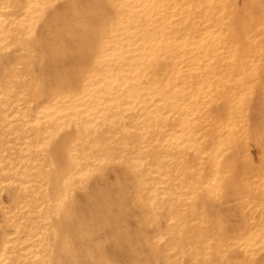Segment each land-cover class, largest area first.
I'll return each instance as SVG.
<instances>
[{"label": "rangeland", "instance_id": "obj_1", "mask_svg": "<svg viewBox=\"0 0 264 264\" xmlns=\"http://www.w3.org/2000/svg\"><path fill=\"white\" fill-rule=\"evenodd\" d=\"M28 2L27 4H26V2ZM61 1H64V2H62V4H61ZM70 0H60V3H59V0H0V20L1 21H3V22H1L0 21V46L2 47H0V55H1V59H0V64H1V66H0V80H2L1 82H0V85L2 86V87H5V88H1L0 89V100H1V102H0V109L1 108H3V109H5V110H3V109H1L0 111V124H2V125H0L1 127H0V164H3V165H5V166H3V165H1L0 166V168H2L1 170H0V187H1V189H0V206H2V207H0V235H1V231L3 232V231H6L7 233V236L5 237V233H2V235H3V237H1L0 236V244L2 245V248L0 249V258L3 256V255H6V257L5 258H3V260H2V258L0 259V264H1V262H2V264H5V263H7V264H27V263H31V264H36L37 262H36V260L38 261V263L37 264H49V263H51L52 264V261H53V263L54 264H65V262H68V264H104V262H106L105 264H111V262H112V264H113V262L116 264L118 261V263L117 264H120L121 262L123 263V262H125V263H123V264H141L142 262V264H145V263H147V264H153L154 262H155V260L157 261L156 263L157 264H159V263H161V264H187V263H191V264H193V262H194V264H199L200 262L202 263V264H204L205 263V261H207L206 263L207 264H218V263H220L221 262V264H222V262H223V264L225 263V264H235L236 262H237V264H243V262H244V264H253V263H255V264H261V263H263L264 264V219H263V216L262 215H264V183H262V182H264V166H262V164L264 165V162H262V160L264 161V157L263 156H260V155H262V154H264V122H262V121H264V94H262V92L264 93V88H262L263 90L261 91V89H260V85H262L261 87H264V84H259V82L258 81H260V83H261V81H262V83H264V77H262V74L264 75V64L263 65H261V63H263L264 62V55H263V57H261V61L259 62L258 60L260 59V58H257L256 59V57H254V56H247V59L249 58V61L251 62H249V61H246V60H244L245 59V57L246 56H244V58L243 59H240V56H243V55H241V53H237L235 56L238 58V59H236V58H233V57H235V56H232L230 59L231 60H233L234 62H235V64H234V62H232V61H230V62H232V64H230L229 66H230V68L229 69H227V66H226V62L225 61H227V59L225 60L224 58H225V56H214V54H212V53H208L207 55H205L204 53L203 54H199V55H197L196 56V60H199V61H201V62H206L207 64L209 63V65L210 66H208L209 67V69L208 70H211V69H214V70H216L217 71V74H220V71H221V69L220 68H224L225 66V68L223 69L224 71L222 72V74H224V72H225V74L229 71V72H237V73H241V72H243V71H245V74H243L239 79H235V78H233L232 79V84H231V86H239V85H242V86H244L245 85V82L244 81H247V79H250L249 81L251 82V83H248V84H250V89L249 90H247V94L246 95H244V100H243V102H242V104L240 105V106H242V109H239V113H238V116L239 117H232L231 119H228V120H226V109H225V106L223 105V103L222 102H224V101H222V99H224L223 97H224V95L228 92V91H230V89H229V87L228 86H226V87H224V88H220L219 90H218V92H216L215 93V95L213 96V99H212V101H210V100H207V101H205L206 100V98L204 99L203 97H200V96H198L197 97V99L195 100V102L194 101H192V102H189V105L188 106H186V109H185V113H184V115H182L183 117H181V116H178L177 117V115H175V110L178 108V106H176V102H177V98H178V96L179 95H177V94H175V93H173L172 92V88L171 87H169V86H165L164 84H162V83H148L149 82V80L151 79V75H158V74H160L161 72L164 74V72H165V69H164V67H165V65H163L164 64V62H159L160 64H161V66L159 65V64H156V66H155V68H151V66L149 67V69L147 70V72H145L146 74L147 73H149V79H148V81L146 82H144V83H141V84H139L137 87H133V86H131V85H129V86H127L126 88H124V89H121V91L119 90L120 88H118V87H116V86H113V85H108V84H103V85H100V86H98V85H94V86H89V85H87V86H83L80 82H78V81H80V79H82L86 74H90V73H92V72H97L98 71V67L100 66V63H96V64H91V62H90V60L93 58V56H94V53H93V51H92V49H94V47H93V43H94V41L96 40L95 39V37L97 38V36L95 35V32L97 31V29H98V25H99V22L101 21V20H103L104 19V17H112V15H113V9H112V7L110 6V5H108V2L105 0H82V2H81V0H72L71 2H69ZM75 1V2H74ZM66 2V3H65ZM89 2V3H88ZM94 2V3H93ZM99 2V3H98ZM22 3V4H21ZM56 3V4H55ZM26 4V6H23V5H25ZM57 4H61L59 7L57 6ZM66 4H67V6H66ZM69 4H74V5H69ZM77 4V5H76ZM78 4H80V5H78ZM90 4V5H89ZM2 5V6H1ZM17 5V6H16ZM20 5H22V6H20ZM33 5V6H32ZM38 5H39V7H38ZM49 6V8H48V6ZM57 7H56V6ZM85 5H86V7H85ZM47 6V7H46ZM64 6V7H63ZM79 6V7H78ZM82 6H84V7H82ZM94 6V7H93ZM22 9H21V8ZM25 7V8H24ZM35 7V8H34ZM62 7V8H61ZM70 9H69V8ZM25 9V12L23 11L24 9ZM48 8V9H47ZM14 9H15V11L16 12H14ZM20 9V10H19ZM29 9V10H28ZM54 11H53V10ZM60 9V10H59ZM67 9V10H66ZM73 9V10H72ZM10 11V12H8V11ZM18 10V11H17ZM44 10H45V12H44ZM70 10H71V13H70ZM86 10V11H85ZM52 11V12H51ZM81 11V12H80ZM13 12V14H11ZM18 12H20V13H18ZM23 12V13H22ZM56 12V13H55ZM59 12V13H58ZM78 12H80L79 14H78ZM87 12V13H86ZM47 13H48V16H47ZM53 13H55L56 14V16L58 15V14H60L61 15V17H60V15H58V17H55V14H53ZM70 13V14H69ZM75 13V14H74ZM90 13V14H89ZM29 14V15H28ZM40 16H39V15ZM49 14H52L53 16H49ZM67 15V16H66ZM106 15V16H105ZM45 16H47V17H45ZM69 16V17H68ZM75 16V17H74ZM11 17H12V19H11ZM53 17V18H52ZM80 17V18H79ZM101 17V18H100ZM109 17V18H110ZM42 18V19H41ZM55 18H56V20L58 19H60L61 21H63V23H61V24H59L60 22L59 21H54L55 20ZM40 19V20H39ZM45 19V20H44ZM48 19H50V20H48ZM75 19V20H74ZM101 19V20H100ZM43 22H42V21ZM52 20V21H51ZM65 20V21H64ZM67 20V21H66ZM83 20V21H82ZM100 20V21H99ZM20 21V22H19ZM35 21V22H34ZM48 23H47V22ZM51 21V22H50ZM54 21V22H53ZM8 22V23H7ZM44 22L45 23H47V24H44ZM50 22V23H49ZM55 22H57L56 24H57V26H55L56 24H55ZM7 23V24H6ZM18 23V24H17ZM26 23V24H25ZM32 23H34V26H33V24ZM39 23H41L40 25H39ZM71 23H72V25H71ZM32 24V27L30 26ZM53 24H55V25H53ZM64 24V25H63ZM67 24V25H66ZM8 25V26H7ZM24 25H25V27H26V31H25V27H24ZM27 25H29V26H27ZM38 25V26H37ZM47 25V26H46ZM65 25H66V27H65ZM40 26V27H39ZM47 28H46V27ZM52 27L51 29H50V27ZM53 26H55V27H53ZM61 26V27H60ZM24 27V28H23ZM27 27H29L28 29H27ZM36 27H39V28H36ZM69 27V28H68ZM76 27V28H75ZM33 28V29H32ZM60 29L59 30V32H58V35L56 34L57 33V29ZM65 28V29H64ZM66 28H67V30H66ZM81 28V29H80ZM30 29H31V31H30ZM37 29H38V31H37ZM55 29L57 30L56 32H54L55 31ZM73 29V30H72ZM42 30V31H41ZM45 30H47V32L45 31ZM53 30V32H52V34H51V31ZM66 30V31H65ZM81 30H83V31H81ZM90 30L92 31V32H90ZM25 31V32H24ZM34 31V32H33ZM60 31H61V33H63V32H65L64 34H61L60 33ZM72 31H74V32H72ZM93 31H95V32H93ZM36 32V33H35ZM49 32H50V35H57V36H52V37H54V38H52L51 39V37H50V35H48L49 34ZM69 32H71L70 34H69ZM86 32V33H85ZM16 33L18 34V36H16ZM27 33V37H25L24 35ZM46 33H48L47 34V36H45L46 35ZM60 33V34H59ZM68 33V36L66 37V34ZM81 33V34H80ZM15 34V35H14ZM34 34H36L35 35V39L36 40H34V38L32 39V40H34V41H32L31 40V38L29 39L28 38V36L29 37H31L30 35H34ZM73 34H75V35H73ZM84 34H86V36H82V35H84ZM12 35H14V37L12 36ZM64 35V36H63ZM72 35V36H71ZM17 38H16V37ZM47 37V39L45 38V37ZM60 36H62L61 38H59ZM74 36V37H73ZM19 37H21L20 38V40H19ZM23 37V38H22ZM38 37V38H37ZM48 37H50V39L48 38ZM61 40H59L58 38ZM79 37V38H78ZM229 37H232V39H234V41L235 42H237V43H245L244 41H245V39H244V41H243V36H229ZM18 39V40H16V39ZM43 40H41V39ZM44 38V39H43ZM68 38V39H67ZM76 38V39H75ZM84 38V39H83ZM91 38H92V40H91ZM3 39V40H2ZM29 39V40H28ZM39 41H38V40ZM56 39V40H55ZM65 39V40H64ZM70 39V40H69ZM83 39V40H82ZM232 39L230 40V38H228V39H223V40H221L222 41V43L223 44H225V43H230L231 41H232ZM11 40V41H10ZM23 40L25 41L24 43H23ZM27 40H28V42H29V44H28V42H27ZM45 40V41H44ZM48 40V41H47ZM51 40V41H50ZM55 40V41H54ZM67 40V41H66ZM77 40V41H76ZM88 40V41H87ZM16 41V42H15ZM19 41V42H18ZM42 41V42H41ZM57 41H60L59 43L57 42ZM81 41V42H80ZM8 42V43H7ZM11 42V43H10ZM20 42H22L21 44H20ZM38 42H40V44H38ZM48 44H47V43ZM51 42H53L54 44H55V47H53L54 46V44L53 43H51ZM56 42V43H55ZM62 42H63V44H62ZM66 42V43H65ZM73 42V44H71ZM16 43H18V44H20L19 46H18V44H16ZM41 43H42V45H41ZM51 43V44H50ZM58 43V44H57ZM84 43H85V45H84ZM14 44H16V45H14ZM61 44V45H60ZM65 44H67V45H65ZM23 45V46H22ZM28 45V46H27ZM41 45V46H40ZM49 45V46H48ZM58 45V46H57ZM76 45V46H75ZM92 45V46H91ZM7 46V47H6ZM13 46H15L16 48H14ZM45 46V47H44ZM74 46V47H73ZM6 47V48H5ZM40 47V48H39ZM41 47H44V48H41ZM53 47V49H52V51L53 52H56V51H58V49H60L59 47H62V50L60 51H58V54H60V55H58V54H56V53H53L52 51H50V49ZM93 47V48H92ZM10 48H11V50H10ZM20 48V49H19ZM21 48H24V49H22L21 50ZM46 48V49H45ZM74 48V49H73ZM25 49H27V50H25ZM65 49V50H64ZM3 50H5V51H3ZM8 51V53H7V51ZM34 50V52H32ZM74 50V51H73ZM1 51H3V53H1ZM64 51V52H63ZM69 51V52H68ZM72 51V52H71ZM31 52V53H30ZM37 52V53H36ZM59 52H62V53H64V54H62V53H59ZM77 52V53H76ZM12 53V54H11ZM34 53V54H33ZM67 53V54H66ZM70 53H71V55H70ZM5 54H7V55H5ZM30 54V55H29ZM61 54L62 55H64L65 57L64 58H66V57H68L69 55L71 56H69V58H66V59H64L62 56H61ZM74 54H75V57H74ZM238 54H240V56L238 55ZM20 55V56H19ZM34 55V56H33ZM49 55V56H48ZM53 55H55V57H52ZM58 57H57V56ZM68 55V56H67ZM93 55V56H92ZM201 55H203V56H201ZM3 56H5V57H3ZM22 56V57H21ZM25 56H27V57H25ZM76 56H78V57H76ZM85 56V57H84ZM92 56V57H91ZM25 57V58H24ZM34 57H36V58H34ZM45 57V58H44ZM52 57V58H51ZM62 57L63 59H60V58ZM210 57H211V59H210ZM42 58V59H41ZM47 58H49V59H47ZM58 60L59 59V61H57L56 62V59ZM205 58H207V59H205ZM220 58H222V59H220ZM227 58V57H226ZM251 58V59H250ZM22 59V61L20 62V60ZM24 59V60H23ZM25 59H27V62H26V60ZM52 59H54L55 61H53V62H48V61H52ZM73 60V62L71 61V60ZM81 59V60H80ZM236 59V60H235ZM19 60V61H18ZM34 60V61H33ZM61 60V61H60ZM64 60L65 61H67V62H65L66 64H65V66H66V68H65V71H67V72H65L64 70H62V64H64ZM68 60H69V63H68ZM80 60V61H79ZM191 60H192V58H191ZM242 62H241V61ZM243 60H244V62H243ZM252 60L254 61V62H252ZM18 61V62H17ZM63 61V62H62ZM84 61H85V63H84ZM214 61V62H213ZM241 62V63H237L236 64V62ZM17 62V63H16ZM24 62H26L25 64H22V63H24ZM59 62H60V64H59ZM167 62V61H166ZM166 62H165V64H166ZM247 62H249L250 63V66L249 65H247V64H249V63H247ZM16 63V64H15ZM34 63V64H33ZM54 64V66H56L57 67V71L58 72H56V70H55V68H54V66H53V64ZM247 63V64H246ZM49 64V65H48ZM52 64V65H51ZM56 64H58V65H56ZM68 64V65H67ZM71 64H73V65H71ZM90 64H91V66H90ZM241 64V65H240ZM252 64V65H251ZM26 65V66H25ZM28 65V66H27ZM34 65V66H33ZM42 65V66H41ZM167 65H169V63H167L166 64V66ZM224 65V66H223ZM240 67H239V66ZM248 67H247V66ZM17 66V67H16ZM22 66V67H21ZM24 66H25V68H24ZM33 67V69H34V71H33V69L31 70V71H29V69H31L32 67ZM49 66V71H47L46 70V68ZM51 66H53V67H51ZM61 66V67H60ZM64 65H63V69H64V67H65ZM90 66V67H89ZM164 66V67H163ZM15 67H16V69H15ZM29 67H31V68H29ZM83 67V68H82ZM84 67L85 68H87V69H84ZM89 67V68H88ZM160 67V68H159ZM161 67H163L162 69H163V71L161 70ZM240 69H239V68ZM246 67H247V69H246ZM6 68V69H5ZM15 69V70H12V69ZM52 68H54L53 69V71H51V69ZM72 68H73V70H72ZM158 68L160 69V70H158ZM165 68H168V67H165ZM10 69V70H9ZM21 70V71H18V70ZM23 69V70H22ZM24 69H27V70H24ZM42 69V70H41ZM59 69H61L62 71H60L61 73H59ZM156 69V70H155ZM235 69H237V71L235 70ZM71 70V71H70ZM82 70H84V71H82ZM199 72H201V71H204L203 69H202V67H200L199 68ZM239 70H243V71H239ZM23 71V72H22ZM47 71V72H46ZM51 71V72H50ZM79 71V72H78ZM81 71V72H80ZM10 72H11V74H10ZM16 72V73H15ZM22 74H21V73ZM35 72V73H34ZM49 72H50V74H49ZM73 72V73H72ZM76 72V73H75ZM84 72V73H83ZM228 72V73H229ZM15 73V74H14ZM39 73V74H38ZM46 73V74H45ZM55 73V74H54ZM63 73H66L65 75H62ZM78 73V74H77ZM194 73H196V72H194ZM193 73V74H194ZM260 73V74H259ZM262 73V74H261ZM14 74V75H13ZM16 74H18L17 76H16ZM28 74V75H27ZM33 74V75H32ZM35 74V75H34ZM41 74H42V76H41ZM61 74V75H60ZM69 74V75H68ZM76 74L78 75V81H76V79L74 78V77H76ZM80 74H82V75H80ZM37 75H39V77L37 78L36 76ZM68 75V76H67ZM75 75V76H74ZM80 75V76H79ZM185 75L187 76V73L185 72ZM34 76H35V79L37 78V80H35L34 79ZM60 76V77H59ZM66 76V77H65ZM196 78L194 79V80H199L200 79V77H201V75H198V74H196ZM217 76H219V75H217ZM216 76V77H217ZM256 76V77H255ZM8 77V78H7ZM10 77V78H9ZM27 77V78H26ZM248 77V78H247ZM254 77V78H253ZM259 77V78H258ZM13 78V79H12ZM23 78V79H22ZM28 78H30V79H28ZM31 78H33L35 81H33V79H31ZM39 78H40V81H39ZM253 78V79H252ZM8 79V80H7ZM19 79H21L20 81L22 82H20L19 83ZM55 79V80H54ZM58 80V82H57V80ZM63 79V80H62ZM67 80V83H66V81L65 80ZM186 81H188V76L187 77H185L184 78ZM16 80V81H15ZM53 80H54V82H53ZM62 80V81H61ZM73 80V81H72ZM144 80V79H143ZM25 81H29V83L28 82H26V83H28V84H26L25 83ZM32 83H31V82ZM38 82L37 84L35 83V82ZM55 81H56V83H55ZM6 82V83H5ZM8 82V83H7ZM9 82H11V85L12 86H10V83ZM24 82V83H23ZM52 82H53V84H52ZM61 84H60V83ZM78 85H75V83ZM193 82V81H192ZM240 82V83H239ZM3 83H5V85H3ZM16 83H18V84H16ZM31 83V84H30ZM48 83H49V85H48ZM67 85H69V87L71 88H69L68 86H65L66 84ZM80 83V84H79ZM246 83V84H247ZM7 84V85H6ZM9 84V85H8ZM14 84V85H13ZM34 84L36 85V86H34ZM62 84H64V85H62ZM75 86H74V85ZM16 85H18V86H16ZM40 87H39V86ZM60 85V86H59ZM80 85V86H79ZM86 85V84H85ZM148 85V86H147ZM161 85V86H160ZM10 86V87H9ZM13 86H16V88H14ZM24 86V87H23ZM31 86V87H30ZM42 86V87H41ZM71 86H74V87H71ZM257 86V87H256ZM13 87V88H12ZM18 87H20V88H18ZM28 87H30V88H28ZM34 87H38L37 89L36 88H34ZM65 87V88H64ZM245 87V86H244ZM26 88V89H25ZM66 88H67V90H66ZM76 88V89H75ZM78 88V89H77ZM99 88V89H98ZM142 88V89H141ZM257 88H258V91H257ZM13 89H14V91H13ZM19 89V90H18ZM29 89V90H28ZM57 89V90H56ZM62 89V90H61ZM63 89H65L64 91H63ZM129 89V90H128ZM140 89V90H139ZM164 89V90H163ZM260 89V90H259ZM1 90L3 91V92H1ZM6 90V91H5ZM15 90H16V95H14V94H12L11 95V93H15ZM38 90L41 92V94L40 93H38ZM59 90V91H58ZM78 90V91H77ZM119 90V91H118ZM124 90H125V92H124ZM254 90V91H253ZM17 91H18V93L19 94H17ZM29 91V93H30V95H29V93H26V92H28ZM32 91H35V92H32ZM36 91H37V93H36ZM55 91V92H54ZM63 91V92H62ZM101 91V92H100ZM137 91V93H135ZM261 92L260 94H261V96H259V95H256V92L258 93V92ZM7 92V93H6ZM10 92V93H9ZM88 92V93H87ZM6 93V94H5ZM33 93H34V95H33ZM42 93H43V95H42ZM51 93H54V94H52V95H54L53 97L52 96H50L51 95ZM56 93V94H55ZM126 93H129V94H126ZM3 94H5V95H3ZM32 94V95H31ZM39 94H40V96H39ZM94 94H95V96H94ZM153 94V95H152ZM162 94V95H161ZM254 94L257 96H254ZM7 95V96H6ZM87 95V96H86ZM133 95V96H132ZM1 96H3V98H6V97H8L7 99H3ZM16 96V97H15ZM18 96V97H17ZM25 96V97H24ZM28 96V97H27ZM114 96V97H113ZM162 96V97H161ZM250 96L252 97V98H250ZM256 97L255 99H254V97ZM32 97V98H31ZM55 97V98H54ZM105 97H106V99H105ZM180 97V96H179ZM263 97V98H262ZM22 98V99H21ZM26 98H27V100H26ZM39 98H41L40 100L42 101V103L40 102V100H39ZM45 98V99H44ZM52 98V99H51ZM60 100H59V99ZM132 100H131V99ZM3 99V100H2ZM29 99H31V100H29ZM140 99H141V101H140ZM154 99H155V101H154ZM198 99H199V102H198ZM260 99H263V100H260ZM7 100V101H6ZM13 100H16V101H13ZM36 100V101H35ZM38 100V101H37ZM50 100H52V103L50 104ZM107 100H108V103H107ZM113 100V101H112ZM138 100H139V102H138ZM169 100V101H168ZM175 100H176V102H175ZM192 100V99H191ZM201 100V101H200ZM252 100H254L255 102H253ZM26 101H28L27 103H26ZM45 101V102H44ZM47 101V102H46ZM49 101V102H48ZM67 101H70L71 103H72V105L70 106V107H68L69 109H67V110H65V109H61V110H59V108H64V107H66V105H67ZM102 101V102H101ZM208 101H210V102H208ZM222 101V102H221ZM252 101V102H251ZM258 101V102H257ZM263 101V102H262ZM13 102V103H12ZM16 102L18 103V104H16ZM44 102V103H43ZM55 102V103H54ZM137 102V103H136ZM158 102V103H157ZM166 102V103H165ZM172 102H174V104H172ZM219 102V103H218ZM260 102V103H259ZM9 103V104H8ZM21 103V104H20ZM23 103V104H22ZM39 103V104H38ZM49 103V104H48ZM74 103L75 104H77L78 106H76V109H75V105H74ZM127 103V104H126ZM251 103V104H250ZM255 103V104H254ZM261 103H263L262 105H260ZM16 104V105H15ZM27 104V105H26ZM31 106H30V105ZM33 104V105H32ZM38 104V105H37ZM42 104V105H41ZM60 105L59 107H58V105ZM105 104V105H104ZM129 104V105H128ZM132 104V105H131ZM143 104V105H142ZM156 104V105H155ZM211 104H213V105H211ZM217 104V105H216ZM219 104H221V105H219ZM256 104H257V106H256ZM9 105H11V106H9ZM12 105H14V107H12ZM17 105H19L18 107H17ZM29 105V106H28ZM36 105V106H35ZM45 105V106H44ZM82 105V106H81ZM83 105H85V106H83ZM131 105V106H130ZM152 105V106H151ZM163 105V106H162ZM201 105V106H200ZM216 105V107H214ZM219 105V106H218ZM238 105V106H239ZM260 105V106H259ZM3 106V107H2ZM7 106H9V107H7ZM42 106V107H41ZM43 106H44V108H43ZM81 106V107H80ZM105 106V107H104ZM113 106V107H112ZM126 106V107H125ZM207 106V107H206ZM212 107V110L214 111H212L211 110V108H210V110H209V107ZM253 108H252V107ZM11 107V108H10ZM17 107V108H16ZM30 107V108H29ZM34 107H35V109H34ZM77 107H80V108H77ZM88 108L87 109V111H86V109H84V108ZM138 107H140V109L138 108ZM16 108V109H15ZM29 108V109H28ZM46 108V109H45ZM51 108V109H50ZM120 108H121V110H120ZM160 108V109H159ZM168 110H167V109ZM252 108V112H251V109ZM256 108V109H255ZM257 108H259V109H257ZM12 109V110H11ZM39 109L41 110V112L39 111ZM53 109V110H52ZM98 110V112H97V110ZM139 109V110H138ZM260 109H262V110H260ZM8 110V111H7ZM11 110V111H10ZM14 110V111H13ZM16 110V111H15ZM17 110H20V111H17ZM50 112H49V111ZM52 110V111H51ZM73 110L75 111V112H73ZM81 110V111H80ZM101 110V111H100ZM167 110V111H166ZM250 110V111H249ZM10 111V112H9ZM94 111V112H93ZM132 111V112H131ZM135 111V112H134ZM139 111H140V114H139ZM210 111H212L213 113H211ZM3 112V113H2ZM6 112V113H5ZM34 112V113H33ZM81 112H82V114H81ZM84 112V113H83ZM85 112H86V114H85ZM97 112V113H96ZM116 112V113H115ZM168 112V113H167ZM172 112H173V114H172ZM208 112L210 113V116H209V114H208ZM250 112H251V114H250ZM254 112V113H253ZM256 112H257V115H255L256 114ZM260 112H262L263 114H261V115H258ZM11 113V114H10ZM17 113V114H16ZM29 113V114H28ZM34 115H33V114ZM37 113V114H36ZM112 113V114H111ZM129 113V114H128ZM136 113V114H135ZM159 113V114H158ZM221 113V114H220ZM244 113V114H243ZM30 114H32V115H30ZM36 114V115H35ZM218 114H220V116L218 115ZM251 116H250V115ZM3 115H6V116H3ZM19 115V116H18ZM40 115H42V116H40ZM45 115V116H44ZM76 115H77V117H76ZM85 115V116H84ZM119 115V116H118ZM126 115V116H125ZM146 115V116H145ZM166 115V116H165ZM196 115H199V116H196ZM215 115V116H214ZM3 116V117H2ZM12 116V117H11ZM38 116V117H37ZM83 116H84V118H83ZM207 116H208V118H207ZM212 116H213V118H212ZM218 116V120L215 118V117H217ZM222 116V117H221ZM226 116V117H225ZM6 117V118H5ZM18 117H19V119H18ZM34 117H35V119H34ZM55 117H56V120H55ZM91 117V118H90ZM93 117V118H92ZM107 117V118H106ZM121 117V118H120ZM131 117H132V119H131ZM161 117H163V118H161ZM177 117V119H175ZM220 117V118H219ZM251 117H253V119L251 118ZM254 117H256V119L254 118ZM3 118V119H2ZM10 120H9V119ZM11 118L13 119V120H11ZM21 118V119H20ZM33 118V119H32ZM38 118V119H37ZM45 118V119H44ZM52 118H54L53 120H52ZM75 118V119H74ZM89 118V119H88ZM161 118V119H160ZM166 118V119H165ZM170 118V119H169ZM224 120H226V121H223L222 119ZM261 118V119H260ZM26 119V120H25ZM102 119V120H101ZM117 120V121H114V120ZM155 119V120H154ZM209 119H210V121H209ZM217 121H216V120ZM240 119V120H239ZM250 119L252 120V121H250ZM7 120H8V122H9V124L7 123ZM18 120V121H17ZM29 120V121H28ZM52 120V121H51ZM75 120V121H74ZM83 120V121H82ZM93 120H95L94 122L95 123H93ZM124 120V121H123ZM128 120H129V122H128ZM158 120V121H157ZM163 120V121H162ZM164 120H165V122H164ZM258 120H259V122H258ZM11 121V122H10ZM33 121V122H32ZM43 121V122H42ZM46 121V122H45ZM55 121V122H54ZM74 121V122H73ZM77 121H79V122H77ZM111 121H112V124L113 125H115L114 127L112 126V124H111ZM140 121H141V123H140ZM161 123H160V122ZM173 123H172V122ZM176 121H178V122H176ZM215 122V124H211L210 122H212V123H214ZM249 121H250V123H251V125H250V123H249ZM15 122V123H14ZM29 122V123H28ZM30 122H32L31 124H32V126H31V124H30ZM54 122V123H53ZM88 122H89V124H88ZM90 122H92L93 124H90ZM158 122L160 123L159 125H158ZM170 122V123H169ZM19 123V124H18ZM33 123H34V125H33ZM50 123H52L53 125H51ZM149 123V124H148ZM153 123V124H152ZM168 123V124H167ZM172 123V124H171ZM178 123V124H177ZM256 123V124H255ZM263 123V124H262ZM12 124H15V125H12ZM26 124V125H25ZM43 124H45V126L43 125ZM84 124V125H83ZM95 124H97V125H95ZM142 124H143V126H142ZM170 124V125H169ZM193 124V125H192ZM216 124H217V126L220 124V126H218V127H216ZM225 124H226V126H225ZM254 124V125H253ZM9 125V126H8ZM16 125H18V126H16ZM36 125H38V127H36V130H35V126ZM42 125V126H41ZM56 125H58V126H56ZM84 126V128H83V132H81V133H79L80 131H79V129L78 128H82L83 126ZM118 125V128L116 127ZM139 125V126H138ZM163 125H165V126H163ZM198 125V126H197ZM249 125L251 126V127H249ZM253 125V126H252ZM260 125H263L262 127L260 126ZM39 126H41V127H39ZM88 126V128L89 129H91V131L90 130H87L88 128H86ZM93 126H95V128H93V130H92V127ZM110 126H112V129L110 128ZM140 126H141V128H140ZM200 126V127H199ZM14 127V128H13ZM20 127H22V129H20ZM30 127V128H29ZM76 127V130H77V132L75 131V129L74 130H72L71 128H75ZM103 127H104V129H103ZM106 127V128H105ZM138 127V128H137ZM169 127V128H168ZM197 127V128H196ZM211 127H214V128H216V130L215 129H212ZM261 127V128H260ZM11 128V129H10ZM13 128V129H12ZM39 128V129H38ZM47 128V130L45 131V129ZM68 130H67V129ZM81 128H80V130H81ZM110 128V129H109ZM115 128H117V130L115 129ZM120 128H122V129H120ZM127 128V129H126ZM176 128V129H175ZM17 129V130H16ZM38 129V130H37ZM42 129V130H41ZM62 129H63V132H61L62 131ZM70 129V130H69ZM102 129V130H101ZM115 129V130H114ZM163 129V130H162ZM165 129L167 130V131H165ZM179 131H178V130ZM210 129V130H209ZM248 129V130H247ZM258 129H260V130H258ZM15 130V131H14ZM66 130V131H65ZM87 130V131H86ZM100 130L102 131V133L100 132ZM123 130V131H122ZM126 130V131H125ZM127 130H129L130 131V134H129V136H128V131ZM135 130V131H134ZM199 130V131H198ZM207 130V131H206ZM11 131V132H10ZM35 131H37V132H35ZM40 131V133L41 132H43V134L41 133V134H39L38 132ZM49 131H51V132H49ZM65 131V132H64ZM114 131V132H113ZM115 131H120V132H115ZM131 131H133V132H131ZM188 131V132H187ZM203 131V132H202ZM220 131V132H219ZM252 133H251V132ZM18 132V133H17ZM45 132V133H44ZM85 132H89L87 135H84V133ZM95 134H94V133ZM105 132V133H104ZM121 132H124L123 134L121 133ZM128 132V133H127ZM142 132H143V134H142ZM151 132H153V133H151ZM222 132V133H221ZM248 132H250V134L248 133ZM259 132V133H258ZM35 133H37V134H35ZM48 133H50V134H48ZM60 133H62V134H64V135H62V134H60ZM78 134V136L76 135V134ZM90 133L91 134H93V135H96V137H94L93 135H90ZM134 133H135V135H134ZM137 133H140L141 135H143V136H141V135H136ZM218 133V134H217ZM248 133V134H247ZM253 133H255V134H253ZM262 133V134H261ZM39 134V135H38ZM60 134V135H59ZM84 136H82V135ZM86 134V133H85ZM112 134V135H111ZM132 134V136H130ZM165 134V135H164ZM7 135V136H6ZM16 135H18V136H16ZM27 135V136H26ZM30 135V136H29ZM42 135V136H41ZM47 135H49V137H46ZM59 135V136H58ZM67 135H68V138L70 139H68V138H66L67 137ZM71 135V137L73 138L72 140H71V138L69 137ZM73 135V136H72ZM103 135V136H102ZM108 135V136H107ZM253 135H257L260 139H262L261 141H260V139H257L255 136L253 137ZM37 136V137H36ZM39 136V137H38ZM40 136H41V138L42 139H40ZM54 136V138H52ZM60 136H62L61 138H60ZM82 136V137H81ZM93 136V137H92ZM135 136V137H134ZM164 137V138H162V137ZM173 136H179V137H181V139H177L176 141L175 140H173V139H175ZM218 136V137H217ZM245 136V137H244ZM248 136V137H247ZM251 136V137H250ZM262 136H263V138H262ZM2 137H5V138H2ZM13 137V138H12ZM22 137V138H21ZM36 137V138H35ZM55 137H56V139H55ZM122 137H124V138H122ZM129 137V138H128ZM142 137V139H140ZM169 137H171V138H169ZM213 138V140H214V142L212 141V139L211 138ZM244 137V138H243ZM10 138V139H9ZM52 138V139H51ZM64 138V142H62V141H59L60 139L62 140ZM65 138H66V140H68V141H66L65 140ZM83 138V139H82ZM92 138V139H91ZM118 138V139H117ZM154 138V139H153ZM244 140H243V139ZM246 138H247V140H246ZM253 138H254V140H256V141H253ZM2 139V140H1ZM5 139H8V140H5ZM11 139H13V141H9V140H11ZM36 141H35V140ZM58 139V140H57ZM99 139V141H97ZM135 139V140H134ZM223 139V140H222ZM249 139H252V140H249ZM23 143H21L20 141ZM55 140H57L56 142H55ZM116 140V141H115ZM140 140V141H139ZM184 140H186L185 142H183ZM210 140L212 141V143H210ZM249 140V141H248ZM34 141V142H33ZM54 141V142H53ZM66 141V142H65ZM80 141V142H79ZM145 141V142H144ZM180 141V142H179ZM243 141V142H242ZM250 141H251V143H250ZM253 141V142H252ZM257 141H260V142H257ZM20 142V143H19ZM52 142V143H51ZM57 142H59V144L61 143V145L59 146V144H57V145H55ZM82 142V143H81ZM142 142V143H141ZM144 142V143H143ZM170 143V145H169V143ZM176 142V143H175ZM241 142V143H240ZM3 143H5V144H3ZM34 143H36V145L34 144ZM38 143H39V145L40 146H38ZM63 143H64V148H66V150H65V152H64V148H62L61 146L63 145ZM71 145H70V144ZM87 145H86V144ZM168 143V144H167ZM184 145H183V144ZM207 143H209V144H207ZM249 143V144H248ZM252 143H254V144H252ZM256 143V144H255ZM263 145H262V144ZM42 144V145H41ZM50 144H52V145H50ZM68 144V145H67ZM217 144L219 145V155H220V153L222 154L221 156H219V157H217L218 156V153H215V152H213V148L214 147H216L217 146ZM244 144H246V145H244ZM3 145H5V146H3ZM9 145V146H8ZM22 145V146H21ZM46 145V146H45ZM49 145H50V147H49ZM73 145V146H72ZM108 145V146H107ZM115 145V146H114ZM117 145V146H116ZM126 145V146H125ZM146 145V146H145ZM155 145V146H154ZM184 146L185 147V149L186 150H188V151H186L185 149H183L182 148V146ZM233 145V146H232ZM242 145V146H241ZM253 145V146H252ZM254 145H255V147H254ZM24 146H27V147H24ZM44 146H45V148H44ZM58 146H59V149H57L58 148ZM71 146V147H70ZM89 146V147H88ZM102 146V147H101ZM111 146V147H110ZM125 146V147H124ZM144 146V147H143ZM173 146H174V148H173ZM200 146V147H199ZM240 146H241V148H243V149H241L240 148ZM246 146V147H245ZM261 147V150H260V147ZM15 147H16V149H15ZM43 147V148H42ZM48 147V148H47ZM52 147H54L55 149H57V150H55V151H52L54 148H52ZM57 147V148H56ZM60 147H61V149H60ZM79 147V148H78ZM85 147V148H84ZM105 147V148H104ZM108 147V148H107ZM117 147V148H116ZM130 147V148H129ZM151 147H153V148H151ZM163 147V149H162V151H161V148ZM167 147H169V148H167ZM180 147L182 148V149H180ZM252 147V148H251ZM1 148H2V150H1ZM37 150H36V149ZM71 148H72V150H71ZM137 148V149H136ZM151 148V149H150ZM158 148V149H157ZM165 148V149H164ZM188 148V149H187ZM202 148H203V150H202ZM221 148V149H220ZM238 148V149H237ZM257 148V149H256ZM8 149V150H7ZM41 149V150H40ZM82 149V150H81ZM126 149V150H125ZM129 149V150H128ZM132 149V150H131ZM146 149H147V152H145L146 151ZM167 149V150H166ZM174 149V150H173ZM194 149V150H193ZM254 149H256V150H254ZM16 150V151H15ZM43 150V151H42ZM46 150V151H45ZM49 150H51V151H49ZM62 150V151H61ZM97 150V151H96ZM104 150V151H103ZM110 150V151H109ZM135 150V151H134ZM155 150H158V151H155ZM160 150V151H159ZM171 150H173L172 151V153H170L171 152ZM175 150L177 151V152H175ZM178 150H180V151H178ZM193 151V153H190V152H192ZM234 150V152H232V154H230L231 153V151H233ZM236 150H238V152L236 151ZM245 150V151H244ZM263 150V151H262ZM14 151V152H13ZM25 151V152H24ZM121 151V152H120ZM133 151V152H132ZM153 151H154V153H153ZM164 151V152H163ZM166 151V152H165ZM186 151V152H185ZM198 151V152H197ZM241 151V152H240ZM256 151H260V152H257L256 153ZM10 153V154H8V153ZM17 152V153H16ZM34 152V153H33ZM42 153V154H40L41 155V157L43 158V159H41V157H40V155H39V153ZM51 154H50V153ZM74 152V153H73ZM110 152H112V153H110ZM143 152H145V153H143ZM188 152V153H187ZM250 152V153H249ZM251 152H252V154H251ZM254 152V153H253ZM263 152V153H262ZM23 153H24V155H23ZM27 155H26V154ZM37 153V154H36ZM44 153V154H43ZM54 153H55V155H54ZM61 153H63L64 154V156H63V154H61ZM69 153V154H68ZM73 154V156L71 155V154ZM76 153V154H75ZM80 153H82L81 155H80ZM87 153H89V154H87ZM101 153H103L104 155H102ZM127 153V154H126ZM197 153V154H199V156H200V154H202L200 157L198 156V155H195V154ZM229 153V154H228ZM242 153V154H241ZM260 153V155L257 157V154H259ZM262 153V154H261ZM3 154H5V157H3ZM6 154L8 155V156H6ZM45 154H47L48 155V157H47V155H45ZM52 155V156H50V155ZM148 154H150L149 156H148ZM160 154H162L161 156H160ZM191 156H190V155ZM192 154H194V155H192ZM207 154H209L208 156H207ZM224 154L225 155H228L227 157L225 156L224 157ZM233 154H235V156L233 155ZM251 154V155H250ZM17 155H19V156H17ZM57 155H58V157H60V159H62V162H58V160H59V158L57 157ZM69 155V156H68ZM81 157H80V156ZM132 155H133V157H132ZM157 155H159V157L157 156ZM184 155V156H183ZM230 155V156H229ZM255 155V156H254ZM14 156V157H13ZM54 156V157H53ZM56 156V157H55ZM64 158H63V157ZM71 157L70 159H68L67 157ZM84 156V157H83ZM97 156V157H96ZM136 156V157H135ZM144 158H143V157ZM151 156H152V158H151ZM177 156V157H176ZM187 156V157H186ZM188 156H189V158H188ZM204 156H205V158H204ZM211 157V160H210V157ZM214 156V157H213ZM19 157V158H18ZM53 157V158H52ZM190 157H191V160H192V162H191V160H190ZM194 157H196L197 159H194ZM213 157V158H212ZM224 157V158H223ZM231 157V158H230ZM243 157H244V159H243ZM245 157H247V159H246V161L247 162H243L242 160H240V159H243L244 161H245ZM254 157V158H253ZM255 157L256 158H258L257 160H258V163L256 162V159H255ZM263 157V158H262ZM47 158V159H46ZM50 158H51V160H50ZM56 158V159H55ZM66 158V159H65ZM96 159L95 161H94V159ZM160 158V159H159ZM170 158V160H168V159ZM178 158V159H177ZM179 158L181 159V160H179ZM189 159V162H188V159ZM217 160H216V159ZM233 158V159H232ZM236 158V159H235ZM261 158V159H260ZM3 159H5V160H3ZM19 159H20V161H19ZM46 159V160H45ZM48 159H49V161H48ZM53 159V160H52ZM63 159L65 160V163L63 162ZM69 161H68V160ZM73 160V161H70V160ZM109 159V160H108ZM153 159L154 160H156V161H153ZM167 159V160H166ZM206 159H208V161L206 162ZM212 159H214V163H213V161H212ZM222 159V160H221ZM250 161H249V160ZM260 159V160H259ZM8 160V161H7ZM24 160V161H23ZM149 160H151V162L149 161ZM166 160V161H165ZM176 160H178V161H176ZM186 160H187V162H186ZM218 161V162H216V161ZM255 160V161H254ZM10 161V168H9V162ZM36 161V162H35ZM53 161H55V162H53ZM66 161H67V163H68V165H69V167H68V165H66ZM78 161V162H77ZM84 161V162H83ZM86 161V162H85ZM149 161V162H148ZM164 161V162H163ZM179 161H181V162H179ZM202 161H203V163H202ZM205 161V162H204ZM212 161V162H211ZM223 161L225 162V161H230V162H225V163H223ZM261 161V162H260ZM14 162H16V165H15V163ZM24 162V163H23ZM26 162V163H25ZM28 162V163H27ZM32 162H33V165H32ZM44 162H45V164H44ZM56 162H57V164L58 165H63V168L61 167V166H59V167H61L62 169H60L59 167H58V165L56 164ZM72 162V163H71ZM75 162V163H74ZM138 162H140V163H138ZM155 162V163H154ZM177 162V163H176ZM185 162V163H184ZM223 164H222V163ZM243 162V163H242ZM250 164H249V163ZM254 162H256V163H254ZM260 162V163H259ZM36 163H38V164H36ZM42 165H41V164ZM51 163V164H50ZM71 163V164H70ZM88 163H90V164H88ZM97 165H96V164ZM190 163V164H189ZM210 163H212L213 165L212 166H214V167H211V164ZM220 163H221V165H220ZM245 163H246V167H248L247 168V170H251L250 172L249 171H247V170H244V172H242L243 173V176L240 174L241 173V171H243V169H246V167H243V165L245 166ZM46 164H48L47 166H46ZM56 164V165H55ZM105 164H106V166H105ZM114 164L116 165V166H114ZM187 165V166H185V165ZM208 164H210V166H208ZM225 164H227V165H225ZM243 164V165H242ZM252 164V166H253V164H254V166L252 167V166H250ZM259 164V165H258ZM260 164H261V169L258 167V166H260ZM51 165V166H50ZM65 165V166H64ZM73 165V166H72ZM75 165V166H74ZM86 165V166H85ZM102 165V167H99V166H101ZM111 165V166H110ZM112 165H113V167L114 168H118V170L117 169H111L112 168ZM120 165H122V166H120ZM174 167H173V166ZM179 165V166H178ZM191 165V166H190ZM205 165H207V167H208V169H207V167L205 166ZM223 165V166H222ZM240 165V166H239ZM7 166V168H5ZM12 166H13V168H12ZM16 166V167H15ZM18 166V167H17ZM23 166V167H22ZM26 166H28V167H26ZM46 166V167H45ZM53 166H54V168H55V166H56V168H59V169H56V171L57 170H59L58 172H56L54 169H53ZM83 166H84V168H83ZM109 166V167H108ZM119 166V167H118ZM250 166V167H249ZM22 168L21 170H20V168ZM43 167V168H42ZM49 167V168H48ZM87 167V168H86ZM98 167V168H97ZM111 167V168H110ZM125 169H124V168ZM127 167H129V168H127ZM189 169H188V168ZM197 167V168H196ZM210 167V168H209ZM238 167H239V170H238ZM257 167V168H256ZM47 168L49 169V170H47ZM65 168H66V170H65ZM69 168V169H68ZM79 168H80V170H79ZM104 169V170H102L101 171V169ZM123 168V170H124V172H126V173H124V172H122L123 170H121ZM131 168V169H130ZM139 168H141V169H139ZM192 168H193V171H192ZM212 168H214V169H212ZM216 168H218V169H216ZM222 168V169H221ZM237 168V169H236ZM242 168V169H241ZM258 168H259V170H260V172H259V170H258ZM24 169V170H23ZM68 169V170H67ZM95 169V170H94ZM100 169V170H99ZM110 169V170H109ZM120 169V170H119ZM127 169H129V171H127ZM154 169H156V170H154ZM171 169V170H170ZM179 169H180V171H179ZM182 169H184V170H182ZM195 169V170H194ZM207 169V170H206ZM209 169H211V170H209ZM11 170V171H10ZM15 170V171H14ZM16 170H17V172H16ZM20 170V171H19ZM23 170V171H22ZM29 170V171H28ZM38 170H39V172H38ZM51 170V171H50ZM54 170V171H53ZM63 170H65L66 171V173L68 174H66V173H64V172H62ZM136 170V171H135ZM172 170H173V172H172ZM236 170V171H235ZM256 170H258V171H256ZM19 171V172H18ZM28 171V172H27ZM36 171V172H35ZM53 171V172H52ZM94 172V173H92V172ZM100 171V172H99ZM108 171H110V173L108 172ZM111 171H113V173H111ZM115 171H116V173H115ZM164 171V172H163ZM182 171H183V174H182ZM208 171V172H207ZM239 171V172H238ZM6 172H7V174H6ZM11 172L12 173H14V174H11ZM23 172H25V173H23ZM44 172V173H43ZM46 172V173H45ZM75 172V173H74ZM95 172H96V174H97V172H98V174L96 175L95 174ZM129 172V173H128ZM163 172V173H162ZM187 172H189L188 174H187ZM197 172V173H196ZM9 173H10V175H9ZM16 173H18V174H16ZM22 173V174H21ZM42 173V174H41ZM49 173V174H48ZM56 173V174H55ZM62 175H61V174ZM78 173H80V174H78ZM90 173H91V175H90ZM102 173V174H101ZM105 173V175L104 176H106L107 178H105L104 176H103V174ZM114 173L116 174V175H114ZM118 173H122L121 174V176H120V174H118ZM130 173L131 174H133V173H135L134 175H130ZM137 173V174H136ZM142 173V174H141ZM157 173V174H156ZM173 175H172V174ZM176 173V174H175ZM180 173V174H179ZM193 173V175H191ZM196 173V174H195ZM204 173V174H203ZM237 173H239L238 175H237ZM245 173V174H244ZM1 174H3V175H1ZM27 174V175H26ZM32 174V175H31ZM42 176H41V175ZM52 174V175H51ZM57 174H60V176L62 177H60L59 175V177L58 176H56V177H58V178H54V176L55 175H57ZM74 174H76V176H74ZM102 176H101V175ZM113 176H112V175ZM124 174V176H122ZM159 174V176H157ZM175 174V175H174ZM254 174V175H253ZM6 175H8V176H10L9 178H8V176H6ZM14 175H16V176H14ZM37 175V176H36ZM95 175V176H94ZM117 175L119 176V177H117ZM127 175V176H126ZM130 175V176H129ZM177 175V176H176ZM180 177H179V176ZM245 175L247 176H250V178L249 177H245ZM13 176V177H12ZM23 176H25V177H23V179L25 180H22L21 178ZM28 176V177H27ZM31 176H32V178H31ZM34 176H36V178L34 177ZM45 176V177H44ZM49 177V178H47V177ZM53 176V177H52ZM68 177V179H67V177ZM94 176V177H93ZM116 176V177H115ZM132 176H135V177H132ZM183 178H182V177ZM237 176H240V177H237ZM242 176V177H241ZM6 177V178H5ZM18 177V178H17ZM20 177V178H19ZM43 177H44V179H43ZM66 177V178H65ZM85 177V178H84ZM102 177V178H101ZM114 179H113V178ZM123 177H125V178H123V181H121L120 182V180H122V178ZM130 179L131 177L133 178H131L130 180H132V181H134V182H132V181H130L128 178ZM160 177H161V179H160ZM215 177V178H214ZM226 177V178H225ZM245 177V178H244ZM15 178V179H14ZM28 178V181L26 180V179ZM34 178V179H33ZM51 178V180H49ZM94 180H93V179ZM116 178H119V179H117V181H116ZM127 178V179H126ZM138 178V179H137ZM239 178V179H238ZM40 179V180H39ZM48 179V180H47ZM57 179V180H56ZM58 179H59V181H58ZM80 179V180H79ZM92 179V180H91ZM96 179V180H95ZM98 179V180H97ZM106 179V180H105ZM125 179V180H124ZM144 179V180H143ZM168 179V180H167ZM186 179V180H185ZM228 179V180H227ZM236 179H238V181L240 180V183L239 182H237V180ZM243 179V180H242ZM257 181H256V180ZM14 180H16L15 182H14ZM53 180V181H52ZM60 180H62V181H60ZM84 180V181H83ZM109 180H111V181H109ZM128 180H129V183H128ZM138 180V181H137ZM231 180L233 181V184H232V182H231ZM48 182V183H46V182ZM55 181V182H54ZM67 181V182H66ZM89 181H91L90 183H89ZM95 181V182H94ZM126 181H127V183H126ZM180 181V182H179ZM236 181V182H235ZM243 181V182H242ZM15 183V185H14V183ZM37 184H36V183ZM49 182H50V184H49ZM52 182V183H51ZM58 182H62L63 184L61 185V183H58ZM72 184V185H70V183ZM114 182V183H113ZM116 182V183H115ZM193 182H194V184H193ZM230 183L231 184V186L232 187H230V184H228V183ZM17 183V184H16ZM18 183H20V184H18ZM33 183V184H32ZM35 183V184H34ZM45 183H46V185H45ZM55 183V184H54ZM58 183V184H57ZM68 183V186L66 185ZM139 183L141 184V185H139ZM237 183H239L238 185H237ZM3 184V185H2ZM13 184V185H12ZM31 184V185H30ZM52 184H53V186H52ZM59 185V186H56V188H55V185ZM77 184V185H76ZM85 184H89L88 186L87 185H85ZM112 184H113V186H112ZM119 184V185H118ZM121 184V185H120ZM129 184V185H128ZM136 184V185H135ZM184 184V185H183ZM236 184V185H235ZM243 184V185H242ZM246 184V186H244ZM254 184V185H253ZM7 185H10V186H7ZM16 185H18V186H16ZM29 187H28V186ZM37 185V186H36ZM48 185L50 186V187H48ZM92 185H93V187H92ZM111 185V186H110ZM118 185V186H117ZM122 185H124L123 187H122ZM133 187H132V186ZM138 185V186H137ZM161 187H160V186ZM162 185H163V187H162ZM225 185V186H224ZM228 185H229V187H228ZM233 185H235V186H233ZM242 185V186H241ZM3 186H5V187H3ZM13 186H14V188H13ZM15 186L16 187H18V191H17V188H15ZM22 186H24L23 187V189H22ZM51 186H52V188H54V189H52L51 188ZM62 186H64V187H62ZM80 186H81V189H80ZM83 186V187H82ZM91 186V187H90ZM101 186V187H100ZM116 186V187H115ZM132 187V189H129V190H127L128 188L127 187ZM159 186V187H158ZM165 186V187H164ZM207 186V187H206ZM240 186H241V189H239L240 188ZM248 186V188H246V193L248 192V194H250L249 196H248V194H246L244 191V189H245V187H247ZM253 186H255V187H253ZM8 187H9V189H8ZM11 187L13 188V190L11 189ZM37 187V188H36ZM46 187H47V189H46ZM76 187H77V189H76ZM86 187V188H85ZM89 188V192H88V188ZM107 187V188H106ZM115 188V189H113V188ZM129 187V188H130ZM168 187V188H167ZM192 187V188H191ZM203 187V188H202ZM206 188V190H205V188ZM210 187V188H209ZM225 187H227V188H225ZM234 187V188H233ZM32 188V189H31ZM35 188V189H34ZM49 188V189H48ZM59 188V189H58ZM62 190H61V189ZM66 188V189H65ZM68 188H70V189H68ZM74 188V189H73ZM91 188H92V190H91ZM101 188V189H100ZM108 188H109V190H108ZM119 188V189H118ZM122 188H125V190L124 189H122ZM216 188V189H215ZM262 188V189H261ZM8 189V192L6 191ZM15 189V190H14ZM30 189V190H29ZM41 189V191H38V190H40ZM64 189H65V191H64ZM76 189V190H75ZM95 189V190H94ZM103 189V190H102ZM113 189V190H112ZM121 189H122V191H121ZM197 189H198V191H197ZM229 189H230V191H229ZM232 189V190H231ZM237 189V190H236ZM248 189V190H247ZM251 189V190H250ZM260 189H261V193H259L260 192ZM9 190H10V192H12V193H10L9 192ZM22 190V191H21ZM48 190V191H47ZM51 191V193H49L50 191ZM56 191V192H54V191ZM57 190L59 191V190H61V191H59V194H58V192H57ZM72 192H71V191ZM77 190H79V192L77 191ZM84 190V191H83ZM100 190H101V192H100ZM106 190H108V191H106ZM118 190H120V191H118ZM124 190V191H123ZM127 190V191H126ZM133 190V191H132ZM161 190H163V191H161ZM187 190H188V192H187ZM200 190V191H199ZM204 190V191H203ZM224 190V191H223ZM6 191V192H5ZM16 191V192H15ZM23 191H25L24 193H26V194H24L23 193ZM29 191V192H28ZM30 191H33V192H30ZM80 191L81 192H83L82 194L80 193ZM96 191V192H95ZM116 191H118V193H116ZM129 191L131 192H133V193H129ZM189 191H190V193H189ZM192 191V192H191ZM202 191V192H201ZM206 191V192H205ZM209 191V195H211V197L208 195V197H206L205 198V196H204V194H206L207 192ZM226 191V193H224ZM228 191H229V193H228ZM241 195H239V194H237V192ZM241 191V192H240ZM14 192V193H13ZM45 192H46V194H45ZM60 192H61V195H62V197H61V195H60ZM77 192H78V194H81L80 195V197L81 198H79L78 199V197H79V195H77ZM110 192L112 193L111 195V197L109 196L110 195ZM114 192V193H113ZM119 192H120V195H121V193L123 194L122 196H120L119 195ZM125 193V195H124V193ZM199 192H201L200 194H199ZM204 192V194H202ZM219 192L222 194V195H220L219 194ZM252 192V193H251ZM254 192V193H253ZM2 193V194H1ZM8 195H7V194ZM19 193H21L23 196H22V199H21V194H19ZM42 193V194H41ZM48 193H49V195H51V196H48ZM55 193V194H54ZM69 193V194H68ZM72 193H74V194H72ZM76 193V194H75ZM85 193H87V195H83V194H85ZM106 193H108V194H106ZM163 193V194H162ZM228 193V194H227ZM234 193H235V195H234ZM246 194V196H245V194ZM255 193H258L257 195L255 194ZM13 194V197L14 198H12V196L11 195ZM15 194V195H14ZM17 194V195H16ZM30 194H31V196H30ZM37 194V195H36ZM45 194V195H44ZM56 194L57 195H59V197L58 196H56ZM63 194H64V196H63ZM88 194H90L89 196H88ZM196 194H197V197H196ZM215 194V195H214ZM224 194V195H223ZM226 194V195H225ZM252 194L255 196V197H257L258 199H261V200H259L258 201V199L256 200V198L254 197V196H252ZM33 195H36V197H34ZM40 195V196H39ZM43 195V196H42ZM72 195V196H71ZM74 195H76V196H74ZM105 195H107V197H109V198H107V197H104ZM117 195V196H116ZM137 195V196H136ZM203 197V199H204V201H203V199H202V197ZM212 195H213V197H214V199L216 200L217 198H218V196H219V198H218V200H213V198H212ZM227 195H229V196H227ZM238 195H239V197H238ZM258 195H260V196H258ZM8 196V197H7ZM39 196V197H38ZM48 196V197H47ZM68 196V197H67ZM71 196V201H70V197ZM75 197V199H74V197ZM85 198H84V197ZM97 196V197H96ZM103 196V197H102ZM115 196V197H114ZM123 196H124V200H122L123 199ZM128 196V197H127ZM136 196V197H135ZM169 196V197H168ZM216 196V197H215ZM222 196V197H221ZM224 196V197H223ZM233 196L235 197V199L233 198ZM247 197V198H243V197ZM18 197V198H17ZM54 197H56V198H54ZM95 197V198H94ZM113 197V198H112ZM117 197V198H116ZM149 197V198H148ZM173 197V198H172ZM178 197V198H177ZM185 197V198H184ZM199 197H200V199H202V200H200L199 199ZM226 197H228L229 199L227 200L226 199ZM232 197V198H231ZM253 197V198H252ZM3 198H5V199H3ZM20 198V201H18V199ZM30 198V199H29ZM33 198V199H32ZM37 200H36V199ZM43 198V199H42ZM45 198V199H44ZM48 198H50V199H52V201L51 200H48ZM77 198V199H76ZM82 198H84L83 200H82ZM90 198L92 199V198H94V200L92 199V200H90ZM106 198H107V200H106ZM116 198V199H115ZM118 198H120L119 200H118ZM181 198V199H180ZM194 198V199H193ZM196 198V199H195ZM220 198H221V201H219L220 200ZM241 198H243V199H241ZM250 198V199H249ZM7 199V200H6ZM12 200V203H11V200ZM15 199H16V202L15 203H17L16 204V207H14L13 208V206H15V204H13L14 203V201H15ZM32 199V200H31ZM47 199V200H46ZM53 199H55V200H53ZM59 199V200H58ZM63 199V200H62ZM69 200L68 202L66 201V200ZM88 199V200H87ZM97 199V200H96ZM128 199H129V201H128ZM176 199V203H174L173 201ZM183 199V200H182ZM198 199V200H197ZM210 199V200H209ZM211 199H212V201H211ZM227 200V203H231V202H233V203H229V204H227V203H225L226 202V200ZM232 201H231V200ZM236 199L238 200V201H236ZM245 199V200H244ZM24 200V201H23ZM28 201V202H26V201ZM36 200V201H35ZM46 202H45V201ZM65 200V201H64ZM78 200V201H77ZM80 200H82V201H86V203H84V202H81ZM104 200V201H103ZM114 200H116L117 202H120V203H118V205L116 206V201H115V206H113V201ZM136 200V201H135ZM157 200H158V202H157ZM177 200H179V202L177 201ZM186 200H188V201H186ZM190 200H192V201H190ZM193 200L195 201V202H193ZM208 200L210 201V202H208ZM249 200H251L250 201V203H249ZM252 200H254V202L252 201ZM8 201V202H7ZM30 201V202H29ZM42 201V202H41ZM72 201H74V204L73 203H71ZM77 201V202H76ZM87 201H89V202H87ZM96 201V202H95ZM105 201H106V203H105ZM124 201H126L125 203L126 204H124ZM139 201V203H141L140 205H138L137 204V202ZM180 201H182V204H181V202ZM190 201V202H189ZM199 201V202H198ZM205 201H206V204H205ZM220 203H219V202ZM222 201H225V202H222ZM229 201V202H228ZM244 201H247L248 203L246 204ZM6 202V203H5ZM52 202H58L57 204H58V206L60 207L59 209H57L58 208V206H57V204H54V203H52ZM62 202V203H61ZM78 204L77 206L75 205L76 203ZM91 202H95V204L94 203H91ZM107 202H108V204L110 203V202H112L111 204H107ZM123 202V203H122ZM175 204H173V203ZM178 202V203H177ZM187 202V203H186ZM189 202V203H188ZM191 202H193L192 204H191ZM203 204H201V203ZM237 202H239V203H237ZM244 202V203H243ZM263 202V203H262ZM10 204V208H9V205L8 204ZM23 203H25L24 205H23ZM27 203V204H26ZM32 203V204H31ZM40 203H41V205H40ZM49 203H51V205H49ZM64 203H66V205L65 206H67V208L65 207V206H63V204ZM98 203L101 205V206H99L98 205ZM104 203V204H103ZM130 203V204H129ZM195 203V204H194ZM243 203V204H242ZM261 203V204H260ZM3 204H5V205H3ZM13 204V205H12ZM19 204H20V206H21V208L19 207ZM39 206H38V205ZM55 205V207H54V205ZM73 204V205H72ZM81 204H82V206H81ZM98 206H97V205ZM122 204V205H121ZM129 204V205H128ZM132 204V205H131ZM209 204H210V206H209ZM214 205V207H212V205ZM223 204V205H222ZM245 204V205H244ZM254 204V205H253ZM7 205V206H6ZM53 205V206H52ZM61 205V206H60ZM111 205V206H110ZM120 205H121V207H120ZM154 205V206H153ZM174 206V207H176L175 209H174V207L172 208L171 206ZM206 205H208V206H206ZM239 205V206H238ZM242 205H243V207H242ZM254 207H253V206ZM255 205L257 206V207H255ZM3 206H5V207H3ZM29 207L27 210H26V208L25 207ZM45 206H46V209H45ZM51 206L54 208V209H56V210H54L53 208V210H51ZM74 206V207H73ZM81 206V207H80ZM89 209H87L86 207ZM88 206H90L91 208H92V210H91V208L90 207H88ZM106 208V210H107V212H110V213H108L107 214V212H106V210L103 208ZM108 208H107V207ZM112 206H113V208H112ZM128 206V207H127ZM189 208H188V207ZM194 206V207H193ZM197 206H200V207H198L197 208ZM207 207V208H204V207ZM219 206V207H218ZM233 206V207H232ZM236 206V207H235ZM242 207V209H241V207ZM251 206V207H250ZM261 206H263V208L261 207ZM7 207H8V209L10 210V212H9V210L7 209ZM12 207V208H11ZM33 208V211H31V209ZM50 209H49V208ZM71 208V207H73V208H71V209H69V208ZM96 207V208H95ZM111 207V208H110ZM120 207V208H119ZM124 209H123V208ZM135 207V208H134ZM137 207V208H136ZM141 207H143V209H141ZM186 207V208H185ZM202 207V208H201ZM208 207H209V210H208ZM228 209H227V208ZM240 207V208H239ZM260 207H261V209H262V211H261V209H260ZM31 208V209H30ZM44 210V211H42V209ZM64 208V209H63ZM66 208V209H65ZM98 208H100L101 209V213H103V214H101L100 213V209H98ZM115 208H119V209H115ZM126 208V209H125ZM145 208V209H144ZM165 208V211L166 212H164L163 211V209ZM190 208H192V210L194 209V210H196V211H198L199 210V214L196 212V213H193L192 211H191V209ZM225 208V209H224ZM257 209V211H256V209ZM8 211H7V210ZM26 211H25V210ZM76 210V213H73V212H75V211H73V212H71V210ZM78 209H80V210H78ZM84 209H87V210H84ZM94 209V210H93ZM96 209H98V212H97V210ZM111 209V211H108V210H110ZM121 209H123L125 212H123V210H121ZM130 209H131V213H130ZM149 209V210H148ZM189 209V210H188ZM198 209V210H197ZM202 209V210H201ZM231 209V210H230ZM241 211H240V210ZM3 210H5V212H3ZM45 210H46V212H45ZM48 210V211H47ZM65 210H69L70 212H71V214H70V212L69 213H67V211L65 212ZM91 210V211H90ZM120 210V211H119ZM127 210H129V211H127ZM138 210V211H137ZM186 210H188V211H190V212H187ZM218 210H219V212L220 213H218ZM233 210V211H232ZM259 210V211H258ZM60 211H62L63 213H62V215H61V212ZM81 211H82V213H81ZM95 211V212H94ZM122 211V212H121ZM160 211V212H159ZM185 211H186V213H189V215L188 214H185ZM201 211H203V212H201ZM204 211L206 212V214H204ZM213 213H212V212ZM251 211H253V212H251ZM261 211V212H260ZM2 212V213H1ZM59 212H60V214H59ZM86 212V213H85ZM88 212V213H87ZM115 212H117L118 214L117 215H119L118 216V218H116L117 217V215L115 214ZM223 212V214H222V216H221V213ZM239 213L238 215H237V213ZM251 212V213H250ZM8 213V214H7ZM32 213V214H31ZM46 213H48V214H46ZM56 214V216H54V215H51V214ZM81 213V216L82 217H84L83 219H86L85 220V222H84V220H82L81 218V216H79L78 214H80ZM111 213H112V215H111ZM120 213L121 214H123L122 216H124V218H122V216L120 215ZM126 213H127V215H126ZM130 213V214H129ZM208 213H209V215H208ZM213 214V216H211L213 219L214 218H216L215 220H212L211 219V217H209L210 216V214ZM215 213V214H214ZM244 213V214H243ZM253 213V214H252ZM259 213H261L262 215H260ZM3 214V215H2ZM13 214H15L14 216H12ZM32 216H34V217H31V215ZM45 214H46V216L47 217H45ZM73 214H74V217H73ZM75 214H77L78 216H76ZM96 214V215H95ZM105 214H107V217H110L109 219L107 218L106 219V217H105V219H104V215ZM134 214V215H133ZM164 214V215H163ZM193 214V215H192ZM196 214H197V216H196ZM217 214H219V215H217ZM248 214H250V215H248ZM258 214V215H257ZM22 215V216H21ZM36 215V216H35ZM68 215V218H73V220L75 221H73L72 219H68V218H66V216ZM71 215V216H70ZM85 215V216H84ZM89 215V216H88ZM93 215V217H91ZM98 215V216H97ZM102 217H101V216ZM114 215V216H113ZM116 215V216H115ZM128 216V217H126V216ZM133 215V216H132ZM136 215V216H135ZM138 215H139V217H138ZM146 215V216H145ZM183 217H182V216ZM186 215V217H184ZM199 215H201V216H199ZM216 215V216H215ZM240 215V216H239ZM244 215V216H243ZM246 215V216H245ZM252 215V216H251ZM256 215H257V217H256ZM52 216V217H51ZM61 216H62V218H61ZM96 216V217H95ZM106 216V215H105ZM121 216V217H120ZM130 216V217H129ZM132 216V217H131ZM141 216V217H140ZM160 216H162L161 218H160ZM165 217V219H164V217ZM194 216V217H193ZM218 216V217H217ZM237 216V217H236ZM249 216V217H248ZM251 216V217H250ZM9 217H11V220L9 219ZM18 217V218H17ZM22 217V218H21ZM36 217V218H35ZM54 217H55V219H54ZM66 218V220H65V224H66V226H64L65 224L63 223L62 225H61V221L60 220H62L63 219V221H64V218ZM99 217V218H98ZM137 217V218H136ZM145 217V218H144ZM158 218V220H156L157 218ZM181 217H182V220H181ZM190 217V218H189ZM191 217H193V218H191ZM206 217V218H205ZM222 217V218H221ZM242 217V218H241ZM245 217H247L246 219H245ZM6 218V219H5ZM53 220H52V219ZM58 218V219H57ZM61 218V219H60ZM90 218V219H89ZM96 218H98V219H96ZM111 218H113L114 220H113V222L114 223H116V227H119V228H117V230H115L116 229V227H114V223L113 222H111L110 220H111ZM115 218H116V220H118V221H115ZM127 218H128V220H127ZM132 218H134V220L132 219ZM139 218V219H138ZM142 218V219H141ZM146 218H147V220H146ZM178 218V219H177ZM187 218H189V221H190V225H189V221L187 220ZM219 218H221V221H220V219ZM223 218H226V220H224ZM232 218H234V219H232ZM235 218H239V220H237V219H235ZM241 218V219H240ZM252 218V219H251ZM2 219H3V221H2ZM9 219V220H8ZM16 221H15V220ZM22 219V220H21ZM31 219H32V221H31ZM39 219V220H38ZM49 219H51V220H49ZM60 219V220H59ZM69 221H68V220ZM76 219H79V220H77L79 223H77V221H76ZM91 219L92 220H95L96 222H98L97 224H96V222L95 221H91ZM123 221V219H125L123 222H121V220ZM138 219V220H137ZM163 219V220H162ZM250 219L252 220V221H254L255 222V220H256V222L254 223L255 224V226H254V224H251V223H253L252 221H250ZM255 219V220H254ZM257 219H258V221H257ZM263 219V220H262ZM41 220V221H40ZM46 220V222H47V224H46V222L44 223V221ZM87 220H88V222H87ZM98 220V221H97ZM102 220V221H101ZM105 220H107L108 222H111L112 223V225H111V223L109 224L108 222H105ZM131 220H132V222H131ZM165 220V221H164ZM178 220V221H177ZM187 220V221H186ZM198 220H199V222H198ZM227 220H229V221H227ZM244 220V221H243ZM245 220H247V221H245ZM248 220H249V222H248ZM261 220V221H260ZM9 221V222H8ZM13 221H15V223H13ZM18 221H20V222H18ZM23 221H26V223H24ZM52 222V223H50V222ZM129 222V224H128V222ZM162 221H164V222H162ZM167 221H168V227H167V225H165V223L167 224ZM172 221V222H171ZM181 223H180V222ZM214 223H213V222ZM233 221V222H232ZM16 222H18V224L16 225ZM37 222V223H36ZM42 222H43V224H45V225H42ZM81 222V223H80ZM127 222V223H126ZM134 222V223H133ZM146 222V223H145ZM176 222H177V224H176ZM195 222V223H194ZM202 222L203 223H206V224H202ZM215 222H220L219 224L218 223H215ZM243 222H245V223H248L247 224V228H245L246 227V224L243 226ZM8 223H10V224H7ZM13 223V224H12ZM33 223H35L34 225H33ZM74 223H76L75 225L76 226H74ZM92 223H94V224H92ZM105 223H106V226H105ZM118 223H120L121 225H119ZM138 223V224H137ZM141 223V224H140ZM186 223H187V225H186ZM192 223V224H191ZM227 224L226 226H225V224ZM238 223H241L240 225L242 226V228L240 229V227L241 226H238L239 224ZM12 224V225H11ZM28 224V225H27ZM30 224V225H29ZM39 224V225H38ZM56 224L58 225V227L59 228H56ZM69 224L72 226H69ZM83 225L84 224V226L82 227V226H79V225ZM89 224V225H88ZM99 224V225H98ZM130 224H131V227H130ZM133 224H134V226H133ZM159 224H161L160 226L162 227V228H160V226H159ZM181 224V225H180ZM196 224V225H195ZM223 224H224V226H223ZM230 224H232L231 226H229ZM235 226H234V225ZM238 224V225H237ZM8 226V227H6L5 228V226ZM20 225H21V227H23V228H25V229H21V227H20ZM23 225H25V226H23ZM40 225H41V227H40ZM46 225H47V227H46ZM51 225V226H50ZM55 226V229H54V226ZM87 225L88 226H90V227H87ZM92 225H94V226H97V227H92ZM103 226V227H101V226ZM108 225V226H107ZM110 225V226H109ZM124 225L126 226V228L127 229H131V230H128L129 231V233L130 234H128V231L126 230V228L124 229L123 227H124ZM139 225V226H138ZM143 225H144V227H143ZM170 225V226H169ZM172 225V226H171ZM200 227H199V226ZM208 225V226H207ZM211 225V226H210ZM215 225H216V227H215ZM249 225V226H248ZM13 226L15 227L16 226V228H15V230H14V228H13ZM30 226V227H29ZM34 226V227H33ZM62 226H64V228H63V230H62ZM78 226V230L76 229V227ZM184 226H185V228H184ZM193 226V227H192ZM214 226V227H213ZM222 226H223V228L225 229L226 228V230H224L223 232H224V234H223V232L222 231H220V230H223V228H222ZM238 226V229L240 230V232H237V231H239V230H236L235 229V227H237ZM250 226H251V228H250ZM28 227H29V229H28ZM33 227V228H32ZM38 229V231L39 230H42V231H40V232H38L37 233V230H36V228ZM53 227V229H51ZM70 227H71V229L72 230H70ZM82 228V231H81V228ZM102 229H101V228ZM104 227L106 228V229H104ZM108 227H111V228H108ZM123 228V230H122V228ZM130 227V228H129ZM143 229H142V228ZM150 227H152V228H150ZM192 227V228H191ZM206 227V228H205ZM231 227H233V231H232V228ZM243 227L246 229H243ZM13 228V229H12ZM68 228V230H66ZM86 228V229H85ZM92 228H93V230H92ZM114 228V229H113ZM121 228V230L122 231H126V233L125 232H122L121 230H119ZM139 228H141V229H139ZM145 228L146 229H148L149 231H147V230H145ZM166 229L165 231L164 230H160V229ZM180 228H182V230L180 229ZM210 228H211V230L212 231H210ZM249 228V229H248ZM261 228V229H260ZM11 229L12 230H14L13 232H11ZM58 229H59V231H58ZM64 229L66 230V231H64ZM90 229V230H89ZM96 229V230H95ZM111 229H113V230H111ZM178 229V230H177ZM186 229V230H185ZM189 229H190V231H189ZM204 229V232H205V234H204V232L203 233H201L200 234V232H198V230L199 231H201L202 232V230ZM214 229H216V231L214 230ZM20 230H21V233H19L20 232ZM28 230V231H27ZM35 230V231H34ZM53 230H55V231H53ZM93 231L92 232V234L95 232V234H93V236H90L91 235V233H89V235H88V232L87 231ZM100 230V231H99ZM103 230H105V231H103ZM137 230H138V232L139 233H137ZM141 230H142V232H144V234H145V236H144V238H148V237H150V236H148V234L149 233H151L150 235H152L151 237H150V239H148V240H144V239H140V238H143V233L141 232ZM153 230V231H152ZM155 230V231H154ZM157 230H159V232L157 231ZM185 230V231H184ZM188 230V231H187ZM235 230H236V232H235ZM245 230V231H244ZM261 230V231H260ZM9 231V232H8ZM29 231H30V233H29ZM32 231H34V233L32 234L31 232ZM45 231V232H44ZM50 231V232H49ZM64 231V232H63ZM83 231H84V234H83ZM112 231H114V232H112ZM120 231V232H119ZM157 231V232H156ZM161 231V232H160ZM209 231V232H208ZM221 233H220V232ZM49 232V233H48ZM60 232H61V234H60ZM65 232L67 233L68 232V234H65ZM70 232V233H69ZM76 232V233H75ZM87 233V235H86V233ZM99 232H101V233H99ZM135 232H136V235H135ZM165 232V233H164ZM174 232H175V234H174ZM195 232H196V235H201V237H198V239H196L197 238V236L195 235H192V233L193 234H195ZM231 232V233H230ZM232 232H234V233H232ZM27 233V234H26ZM52 233L53 234H55V236L53 235V237H52ZM65 234V236H66V238H65V236H62V235H64ZM78 233V234H77ZM82 233V234H81ZM97 233V234H96ZM114 233V234H113ZM118 233V234H117ZM131 233H133V234H131ZM140 233H141V236H139L140 235ZM148 233V234H147ZM156 233V234H155ZM183 233V234H182ZM189 233V234H188ZM190 233H191V235H190ZM199 233V234H198ZM209 233V234H208ZM213 233V234H212ZM259 233L261 234V237L262 238H258L259 237ZM15 234H17V235H15ZM22 234V235H21ZM40 234V235H39ZM43 234L45 235V236H43ZM50 234V235H49ZM60 234V235H59ZM72 234V235H71ZM79 234H81V235H83V236H79ZM104 235V237H103V235ZM114 235V237L112 236H110V238H108L109 236L108 235ZM116 234V235H115ZM126 235V236H124V235ZM139 234V235H138ZM155 234V235H154ZM165 234V235H164ZM169 234H170V236H169ZM173 234V235H172ZM222 234V235H221ZM8 235H9V237L11 238V240H10V238L8 237ZM11 235V236H10ZM13 235V236H12ZM15 235V236H14ZM18 235H19V237H18ZM32 235V236H31ZM70 235V236H69ZM73 235H75V236H73ZM85 235L86 236H88V237H85ZM108 237H107V236ZM117 235H119L118 237H117ZM131 235H133V236H135V237H137L138 239H134V238H132V236ZM138 235V236H137ZM177 235H181V237L179 236H177ZM186 235V236H185ZM191 237H190V236ZM203 235V236H202ZM228 235H230V236H228ZM232 235V236H231ZM22 236V237H21ZM28 236V237H27ZM30 236V237H29ZM38 236H39V238H38ZM51 236V237H50ZM57 236V237H56ZM71 236H73V237H71ZM100 236H102L101 238H102V240H101V238H100ZM105 236L107 237L106 239H104L105 238ZM116 236V237H115ZM147 236V237H146ZM162 236V237H161ZM169 236V237H168ZM172 236V237H171ZM176 237V238H173V237ZM190 237V238H187V237ZM205 236V237H204ZM257 236V237H256ZM17 237L19 238V239H17ZM43 237V238H42ZM61 239H60V238ZM71 237V238H70ZM76 237V238H75ZM85 237V238H84ZM124 237H125V239H126V243L128 244H124ZM129 237H130V239H129ZM161 237V239H159ZM192 237H193V239H192ZM195 237V238H194ZM250 237V238H249ZM9 238V239H8ZM23 238V239H22ZM57 238V239H56ZM88 238H90V240L88 239ZM98 238V239H97ZM120 238H121V240H120ZM165 238V239H164ZM170 238H172L171 240H170ZM199 238H202V240H200ZM247 238V239H246ZM254 240H252V239ZM3 239H5V240H3ZM8 239V240H7ZM27 239V240H26ZM57 240V242L56 241H54V240ZM59 239H60V241H59ZM62 239H63V241L65 240H70V243H68V240L65 242L64 241V244L62 243V244H60L61 243V241H62ZM111 241H110V240ZM122 239H123V241H122ZM134 239V240H133ZM154 239V240H153ZM180 239V240H179ZM184 239V240H183ZM186 239V240H185ZM187 239H189V240H191V242L189 241V240H187ZM227 239L229 240V241H227ZM240 239H241V241H240ZM2 240V241H1ZM21 240V241H20ZM31 240V241H33V242H29V241ZM98 240H100L101 242H99ZM110 241V245L112 246V247H110V245H108V242H104L103 243V241ZM127 240H129V241H127ZM137 240H139V241H137ZM165 241L166 240V242H163V241ZM174 241V243H173V241ZM194 240H196V241H194ZM245 240H246V242H245ZM256 240L258 241V242H256ZM7 241V242H6ZM14 241H15V243H14ZM25 241H26V243H25ZM46 241V242H45ZM62 241V242H63ZM73 241H75V244H74V242ZM76 241H78V242H76ZM84 241L86 242V244H84ZM100 243L99 245L100 246H98V242ZM114 241V242H113ZM121 242L122 243V246H120V243H118V242ZM137 241V243H135ZM142 241V242H141ZM180 241V242H179ZM183 241V242H182ZM215 241H217V242H215ZM243 241H244V243H243ZM251 241H252V244H251ZM262 241V242H261ZM17 242H20V243H17ZM45 242V243H44ZM72 242H73V244H72ZM80 242H82V243H80ZM91 242H97L96 244L94 243H91ZM129 242V243H128ZM132 242H134L133 244H132ZM172 242V243H171ZM33 243V244H32ZM37 243V244H36ZM79 243L81 246H79V245H77V244ZM147 243V244H146ZM149 243V244H148ZM162 243V244H161ZM165 243H168L167 245L165 244ZM184 243V244H183ZM197 245H196V244ZM10 244V245H9ZM24 244H26V248H25V245ZM36 244V245H35ZM68 244H72L73 246H71V247H75V248H71ZM105 246H104V245ZM137 244V245H136ZM144 244V245H143ZM146 244V245H145ZM164 244H165V246H166V248H165V246H164ZM171 244V245H170ZM190 245V249L189 248H187V247H189V245ZM7 245H8V247H7ZM29 245V246H28ZM56 245V246H55ZM95 246V247H93V246ZM102 245V246H101ZM148 245V246H147ZM149 245H151L150 246V248L152 247V249H154V250H150V248H148L149 247ZM162 245V246H161ZM188 245V246H187ZM204 245V246H203ZM3 246H5V247H3ZM9 246H10V248H9ZM12 246V247H11ZM17 246V247H16ZM21 246V247H20ZM23 246V247H22ZM55 246V247H54ZM59 247V249L58 248H56V247ZM99 248H98V247ZM117 246V247H116ZM119 246V247H118ZM143 246H145V248L143 247ZM217 246V247H216ZM234 246H236V247H234ZM244 246L246 247V248H244ZM20 249H19V248ZM30 247V248H29ZM31 247H33V248H31ZM37 247V250L35 249ZM39 247H40V249H39ZM47 247V248H46ZM51 247V248H50ZM53 247H54V249H53ZM66 247V248H65ZM84 247H86V248H84ZM105 247H107L106 248V250L107 251H105V250H103ZM141 247V248H140ZM155 247V248H154ZM161 247V248H160ZM164 247V248H163ZM179 247V248H178ZM195 247V248H194ZM221 247H222V249H221ZM240 248V249H238V248ZM250 247V248H249ZM7 248V249H6ZM22 248V249H21ZM43 248H45V250L43 249ZM61 248H62V250H61ZM63 248H64V250H63ZM89 248V251L92 253H90L87 249ZM96 248V249H95ZM101 248V249H100ZM118 248V249H117ZM128 248H132V249H128ZM163 248V249H162ZM169 248V249H168ZM187 248V249H186ZM195 250L194 252H193V249ZM242 248V249H241ZM252 248V249H251ZM255 248H256V250H255ZM11 249V250H10ZM14 249V250H13ZM19 249V250H18ZM35 251H34V250ZM50 249L52 250V252L50 253ZM68 249V250H67ZM71 249H73L72 250V254L73 255H75V256H73V255H71V257L69 256L70 254H71ZM85 249H86V251H85ZM126 249H127V251H126ZM148 249L150 250V251H148ZM180 249V250H179ZM182 249V250H181ZM234 249V250H233ZM7 250V251H6ZM28 250V251H27ZM31 250V251H30ZM41 250V251H40ZM79 250V252H81V253H85V254H79L78 252H76V251H78ZM101 250H103V251H101ZM116 250V251H115ZM137 251V253H134L133 251ZM138 250H142V252H143V254L142 253H140ZM177 250V251H176ZM189 250V251H188ZM210 250V251H209ZM212 250V251H211ZM232 250H233V253H231L232 252ZM236 250H238V251H236ZM242 250V251H241ZM13 251V252H12ZM18 252V254H19V256H17V258H16V256L15 255H17V252ZM22 251V252H21ZM26 251V252H25ZM48 251V254L46 253ZM56 252V253H54V252ZM69 251V252H68ZM84 251V252H83ZM96 252V253H94V252ZM109 251H111L112 252V255H111V252H110V254H109ZM129 251V252H128ZM162 251V252H161ZM216 251H217V253H216ZM228 251H229V253H228ZM231 251V252H230ZM234 251H236V252H234ZM21 252V253H20ZM67 252V253H66ZM98 252V253H97ZM153 252V253H152ZM189 252V253H188ZM191 252V253H190ZM212 252H215V253H213L212 254ZM238 252H239V254H238ZM241 252V253H240ZM242 252H244V253H242ZM263 252V254L261 255L260 254V256H259V253H262ZM9 255H7V254ZM14 254V260H13V254ZM26 253H28V255L26 254ZM33 253V254H32ZM37 253H39V254H37ZM44 255H43V254ZM60 253H62V254H60ZM75 253V254H74ZM93 253H94V255H93ZM100 253V254H99ZM102 253V254H101ZM107 253H108V255H107ZM115 253H117L116 255L117 256H119V257H117V259H116V255H115ZM119 253L121 254V255H119ZM128 253H131V255H127ZM145 253H147V254H145ZM150 253H151V255L152 256H154L153 258L151 257V255H150ZM154 253H156V254H154ZM219 253H222L221 255L219 254ZM236 253V254H235ZM246 253H248L247 255H249V256H251L250 258H249V256H247L246 255ZM36 254V255H35ZM59 254H60V256H62L61 257V259H60V256H59ZM108 256H106V255ZM141 254V255H140ZM189 254H191V256L192 257H189L188 255ZM211 254V255H210ZM224 254V255H223ZM226 254V255H225ZM228 254V255H227ZM21 255V256H20ZM32 255V256H31ZM42 255V256H41ZM51 255V256H50ZM66 255V256H65ZM67 255H68V257H67ZM87 255H88V257H87ZM90 255V256H89ZM102 255H105V256H102ZM138 255V256H137ZM148 255V256H147ZM150 255V256H149ZM188 256V258L187 259H185V262H183V260H184V258H186L187 256ZM204 257H203V256ZM213 255H214V258H213ZM241 255V256H240ZM247 257H246V256ZM253 255V256H252ZM12 256V257H11ZM30 256H31V258H30ZM33 256H35V258L33 257ZM41 256V257H40ZM49 257V258H47V257ZM52 256H53V258H54V260H53V258H52ZM59 256V259H57L56 260V258ZM81 256L83 257V256H85V257H83V259H81ZM93 256V257H92ZM99 256V257H98ZM114 258H113V257ZM125 256H126V258H128V259H126V261L124 260V261H122L124 258H125ZM132 256L134 257L135 256V258H132ZM141 256H142V258H141ZM144 256H147V257H144ZM186 256V257H185ZM216 256V257H215ZM222 257V260H221V258H220V261H218L219 259V257ZM225 256H227L226 258H225ZM229 256H230V258H229ZM235 256H239L238 258L237 257H235ZM255 256V257H254ZM11 257V258H10ZM41 258V260L39 261L38 260V258ZM46 258V259H42V258ZM56 257V258H55ZM65 257V258H64ZM75 257H77V258H75ZM101 257V259L102 260H100L99 258ZM102 257H104V258H102ZM114 260H112L111 258ZM137 257V258H136ZM151 257V258H150ZM175 257H177V258H179L180 257V259L178 260L177 258H175ZM198 257H201V258H199V260H197L198 259ZM213 258V260L211 259V258ZM234 258V260H233V258ZM245 257V258H244ZM258 257V258H257ZM24 258V260H22ZM63 258V259H62ZM70 258V259H69ZM73 258H75V259H77L76 260V262H73L74 261V259ZM93 258H96V260L95 259H93ZM107 258V259H106ZM111 259L112 261L111 262H109V259ZM146 258H147V262H146ZM149 258V259H148ZM192 258H193V260H192ZM205 258V259H204ZM207 258H209V260H206ZM218 260H217V259ZM223 258H225V259H228L227 261H225ZM237 258V261L235 260ZM240 258V259H239ZM254 258V260L255 261H253L252 259ZM263 258V259H262ZM30 261H28V260ZM36 259V260H35ZM51 259V260H50ZM90 259V260H89ZM129 259H130V261H129ZM131 259H132V261H131ZM135 259V260H134ZM137 259V260H136ZM141 259V260H140ZM182 259V260H181ZM190 259L192 260V261H190ZM202 259V261H200ZM242 259V260H241ZM249 259H251V260H249ZM263 261H262V260ZM2 260V261H1ZM6 260H10V262H8V261H6ZM17 260V263H15V261ZM59 260H61V261H63V262H61V261H59ZM99 260V261H98ZM150 260H152V261H150ZM154 260V261H153ZM165 260V261H164ZM170 260V261H169ZM174 260V261H173ZM215 260V261H214ZM216 260H217V262H216ZM233 260V261H232ZM20 261H21V263H20ZM27 263H26V262ZM85 261H86V263H85ZM101 261H103V262H101ZM134 261V262H133ZM135 261H137V262H135ZM141 263H140V262ZM159 261V262H158ZM166 261H167V263H166ZM204 261V262H203ZM208 261H209V263H208ZM211 261H214V262H211ZM241 261V262H240ZM257 261V262H256ZM48 262V263H47ZM55 262H60V263H55ZM149 262V263H148ZM151 262H153V263H151ZM170 262V263H169ZM174 262V263H173ZM176 262V263H175ZM197 262V263H196ZM211 262V263H210ZM229 262V263H228ZM260 262V263H259ZM155 263V264H156ZM189 263V264H190ZM200 263V264H201ZM205 263V264H206ZM67 264V263H66Z\"/></svg>", "mask_w": 264, "mask_h": 264}, {"label": "bare ground", "instance_id": "obj_2", "mask_svg": "<svg viewBox=\"0 0 264 264\" xmlns=\"http://www.w3.org/2000/svg\"><path fill=\"white\" fill-rule=\"evenodd\" d=\"M24 1V0H23ZM42 1V0H41ZM66 1V0H65ZM72 0H70L69 2H71ZM78 1V0H77ZM89 1V0H88ZM100 1V0H99ZM103 1V0H102ZM105 1V0H104ZM107 2H108V5H110L111 7H112V9H113V15H112V17H104V19L103 20H99L100 22H99V25H98V29H97V31L95 32V31H93V32H95V35L97 36V38L95 37V41H94V43H93V47H94V49H92V51H93V53H94V56H93V58L90 60V62H91V64H96V63H100V66L98 67V71L97 72H92V73H88V74H86L82 79H80V81H78L77 79V77H78V73L76 74V77H74L75 79H76V81H78V82H80L84 87L85 86H87V85H89V86H94V85H98V86H100V85H103V84H108V85H113V86H116V87H118V88H120L119 90L121 91V89H124V88H126L127 86H129V85H131V86H135V87H137L139 84H141V83H144L145 81L147 82L148 81V79H149V73H145V72H147V70L149 69V67L151 66V68H155V66H156V64H159L160 66H161V64L159 63V62H164V64L163 65H165V67H168V68H165L164 66V69H165V72H164V74L161 72L160 74H158V75H151V79L149 80V82L148 83H162V84H164L165 86H169V87H171L172 88V92L173 93H175V94H177V95H179L178 96V98H177V102H176V100H175V102H176V106H178V108L175 110V115H177V117L178 116H181V117H183L182 115H184V113H185V109H186V106H188L189 105V102H192V101H194L195 102V100L197 99V97L198 96H200V97H203L204 99L206 98V100L205 101H207V100H210V101H212V99H213V96L215 95V93L216 92H218V90L221 88H224V87H226V86H228L229 87V89H230V91H228L225 95H224V99H222V101H224V102H222L223 103V105L225 106V109H226V120H228V119H231L232 117H239L238 116V113L240 112L239 111V109H242V106H240L241 104H242V102H243V100H244V95H246L247 94V90H249L250 89V84H248V83H251L249 80L250 79H247V81H244L245 82V87L244 86H242V85H239V86H231V84H232V79L233 78H235V79H239L243 74H245V71H243V70H239V71H243V72H241V73H237V72H227L226 74H225V72H224V74H222V72L224 71L223 69L227 66V69H229L230 68V64H232V62H234L233 60H231L230 58L232 57V56H235L237 53H241V55H243V56H240V54H238L239 56H240V59H243L244 58V56H246L245 57V59L244 60H246L247 59V56H254V57H256V59L257 58H260L258 61L260 62L261 61V57H263V55H264V0H106ZM26 2V1H25ZM62 2H64V1H61V4H62ZM75 2V1H74ZM81 2H82V0H81ZM28 2H26V4H27ZM59 3H60V0H59ZM66 3V2H65ZM72 3V2H71ZM89 3V2H88ZM94 3V2H93ZM99 3V2H98ZM22 4V3H21ZM26 4L25 5H23V6H26ZM56 4V3H55ZM61 4H57V6L59 7ZM69 5H74V4H69ZM77 5V4H76ZM78 5H80V4H78ZM90 5V4H89ZM2 6V5H1ZM17 6V5H16ZM20 6H22V5H20ZM33 6V5H32ZM48 6V5H47ZM46 6V7H47ZM56 6V5H55ZM56 6V7H57ZM66 6H67V4H66ZM38 7H39V5H38ZM64 7V6H63ZM79 7V6H78ZM82 7H84V6H82ZM85 7H86V5H85ZM94 7V6H93ZM21 8V7H20ZM25 8V7H24ZM23 8V9H24ZM35 8V7H34ZM48 8H49V6H48ZM47 8V9H48ZM62 8V7H61ZM69 8V7H68ZM22 9V8H21ZM50 9V8H49ZM70 9V8H69ZM2 10V9H1ZM0 10V11H1ZM20 10V9H19ZM29 10V9H28ZM53 10V9H52ZM55 10V9H54ZM53 10V11H54ZM60 10V9H59ZM67 10V9H66ZM73 10V9H72ZM8 11V10H7ZM18 11V10H17ZM24 12H25V9L23 10ZM86 11V10H85ZM8 12H10V11H8ZM14 12H16L15 11V9H14ZM44 12H45V10H44ZM52 12V11H51ZM81 12V11H80ZM80 12H78V14L80 13ZM18 13H20V12H18ZM23 13V12H22ZM56 13V12H55ZM55 13H53V14H55ZM59 13V12H58ZM70 13H71V10H70ZM69 13V14H70ZM87 13V12H86ZM11 14H13V12L11 13ZM21 14V13H20ZM61 14V13H60ZM60 14H58V15H60ZM75 14V13H74ZM90 14V13H89ZM29 15V14H28ZM39 15V14H38ZM41 15V14H40ZM39 15V16H40ZM53 16L52 14H49V16ZM58 15L56 16V14H55V17H58ZM1 16V15H0ZM47 16H48V13H47ZM47 16H45V17H47ZM50 16V17H51ZM67 16V15H66ZM106 16V15H105ZM54 17V16H53ZM52 17V18H53ZM60 17H61V15H60ZM69 17V16H68ZM75 17V16H74ZM1 18V17H0ZM48 18V17H47ZM62 18V17H61ZM60 18V19H61ZM80 18V17H79ZM101 18V17H100ZM11 19H12V17H11ZM42 19V18H41ZM59 19V20H60ZM40 20V19H39ZM45 20V19H44ZM48 20H50V19H48ZM58 19L56 20V18H55V20L54 21H59ZM75 20V19H74ZM1 21V20H0ZM42 21V20H41ZM52 21V20H51ZM50 21V22H51ZM53 21V22H54ZM61 21V20H60ZM59 21V22H60ZM65 21V20H64ZM67 21V20H66ZM83 21V20H82ZM1 22H3V21H1ZM20 22V21H19ZM35 22V21H34ZM43 22V21H42ZM47 22V21H46ZM49 22V23H50ZM8 23V22H7ZM6 23V24H7ZM48 23V22H47ZM47 23H45L44 22V24H47ZM57 22H55V24H56ZM61 23H63V21H61L59 24H61ZM18 24V23H17ZM26 24V23H25ZM33 24V26H34V23H32ZM32 24L30 25L31 27H32ZM41 23H39V25H40ZM55 24H53V25H55ZM58 24V23H57ZM57 24L55 25V26H57ZM48 25V24H47ZM46 25V26H47ZM64 25V24H63ZM67 25V24H66ZM66 25H65V27H66ZM71 25H72V23H71ZM8 26V25H7ZM27 26H29V25H27ZM38 26V25H37ZM45 26V27H46ZM55 26H53V27H55ZM24 27H25V25H24ZM23 27V28H24ZM40 27V26H39ZM39 27H36V28H39ZM50 27V26H49ZM61 27V26H60ZM29 27H27V29H28ZM47 28V27H46ZM52 27H50V29H51ZM69 28V27H68ZM76 28V27H75ZM33 29V28H32ZM65 29V28H64ZM81 29V28H80ZM29 30V29H28ZM58 30V31H57ZM55 29V31L54 32H56L57 31V35H58V32H59V28L58 29ZM66 30H67V28H66ZM65 30V31H66ZM69 30V29H68ZM67 30V31H68ZM73 30V29H72ZM25 31H26V27H25ZM24 31V32H25ZM30 31H31V29H30ZM37 31H38V29H37ZM42 31V30H41ZM46 32H47V30H45ZM81 31H83V30H81ZM34 32V31H33ZM52 32H53V30L51 31V34H52ZM72 32H74V31H72ZM90 32H92L91 30H90ZM36 33V32H35ZM60 33H61V31H60ZM59 33V34H60ZM65 32H63V33H61V34H64ZM71 32H69V34H70ZM86 33V32H85ZM25 34V33H24ZM47 34L48 33H46V35L45 36H47ZM81 34V33H80ZM1 35V34H0ZM15 35V34H14ZM14 35H12L13 37H14ZM27 35V33L24 35L25 37H27L26 36ZM35 35L36 34H34V35H30L31 37H29L28 36V38L30 39L31 38V40L34 38V40H36L35 39ZM48 35H50V32H49V34ZM57 35H50V37H51V39L52 38H54V37H52V36H57ZM73 35H75V34H73ZM16 36H18V34L16 33ZM15 36V37H16ZM44 36V37H45ZM59 36V35H58ZM64 36V35H63ZM68 36V33L66 34V37ZM72 36V35H71ZM82 36H86V34H84V35H82ZM229 36H243V41H244V39H245V43H237V42H235L234 41V39H232V37H229ZM1 37V36H0ZM33 37V38H32ZM50 37H48L49 39H50ZM62 36H60L59 38H61ZM74 37V36H73ZM17 38V37H16ZM15 38V39H16ZM20 38L21 37H19V40H20ZM23 38V37H22ZM38 38V37H37ZM46 39H47V37H45ZM58 38V37H57ZM58 38V39H59ZM79 38V37H78ZM228 38H230V40L232 39V41L230 42V43H225V44H223L222 43V41L221 40H223V39H228ZM28 39V40H29ZM41 39V38H40ZM44 39V38H43ZM68 39V38H67ZM76 39V38H75ZM84 39V38H83ZM82 39V40H83ZM3 40V39H2ZM16 40H18V39H16ZM28 40H27V42H28ZM34 40H32V41H34ZM38 40V39H37ZM42 40V39H41ZM53 40V39H52ZM56 40V39H55ZM54 40V41H55ZM60 40V39H59ZM65 40V39H64ZM70 40V39H69ZM91 40H92V38H91ZM11 41V40H10ZM39 41V40H38ZM43 41V40H42ZM41 41V42H42ZM45 41V40H44ZM48 41V40H47ZM51 41V40H50ZM61 41V40H60ZM60 41H57L58 43L60 42ZM67 41V40H66ZM77 41V40H76ZM88 41V40H87ZM16 42V41H15ZM19 42V41H18ZM25 41L23 40V43H24ZM81 42V41H80ZM8 43V42H7ZM11 43V42H10ZM22 42H20V44H21ZM22 43V44H23ZM47 43V42H46ZM51 43H53V42H51ZM50 43V44H51ZM56 43V42H55ZM57 43V44H58ZM61 43V42H60ZM66 43V42H65ZM16 44H18V43H16ZM16 44H14V45H16ZM20 44H18V46L20 45ZM28 44H29V42H28ZM38 44H40V42H38ZM48 44V43H47ZM54 44V43H53ZM62 44H63V42H62ZM71 44H73V42L71 43ZM24 45V44H23ZM22 45V46H23ZM41 45H42V43H41ZM40 45V46H41ZM61 45V44H60ZM65 45H67V44H65ZM84 45H85V43H84ZM21 46V45H20ZM28 46V45H27ZM49 46V45H48ZM58 46V45H57ZM76 46V45H75ZM92 46V45H91ZM1 47V46H0ZM7 47V46H6ZM5 47V48H6ZM14 48H16L15 46H13ZM45 47V46H44ZM44 47H41V48H44ZM53 47H55V44H54V46ZM53 47L50 49V51H52V49H53ZM74 47V46H73ZM92 47V48H93ZM2 48V47H1ZM40 48V47H39ZM61 50H62V47H59ZM20 49V48H19ZM22 49H24V48H21V50ZM46 49V48H45ZM60 49H58V51L60 50ZM74 49V48H73ZM10 50H11V48H10ZM25 50H27V49H25ZM55 50V49H54ZM53 50V51H54ZM60 50V51H61ZM65 50V49H64ZM3 51H5V50H3ZM3 51H1V53H3ZM7 51V50H6ZM9 51V50H8ZM8 51H7V53H8ZM52 51V52H53ZM58 51H56V52H53V53H56V54H58ZM74 51V50H73ZM32 52H34V50L32 51ZM64 52V51H63ZM69 52V51H68ZM72 52V51H71ZM31 53V52H30ZM37 53V52H36ZM59 53H62V52H59ZM77 53V52H76ZM205 54V55H207L208 53H212V54H214V56H225V60L227 59V61H225L226 62V66L223 68H220L221 69V71H220V74H217V71L216 70H214V69H211V70H208L209 69V67L208 66H210L209 65V63L207 64L205 61L204 62H201V61H199V60H196L195 58H196V56L197 55H199V54ZM9 54V53H8ZM12 54V53H11ZM34 54V53H33ZM62 54H64V53H62ZM61 54V56L64 58L65 56L64 55H62ZM67 54V53H66ZM5 55H7V54H5ZM30 55V54H29ZM58 55H60V54H58ZM70 55H71V53H70ZM69 55V56H70ZM20 56V55H19ZM34 56V55H33ZM49 56V55H48ZM57 56V55H56ZM68 56V55H67ZM69 56L68 57H66V58H69ZM91 56V57H92ZM201 56H203V55H201ZM0 57H1V55H0ZM3 57H5V56H3ZM22 57V56H21ZM25 57H27V56H25ZM24 57V58H25ZM52 57H55V55H53ZM51 57V58H52ZM58 57V56H57ZM60 58V59H63V58ZM71 57V56H70ZM74 57H75V54H74ZM76 57H78V56H76ZM85 57V56H84ZM227 57V58H226ZM2 58V57H1ZM0 58V59H1ZM34 58H36V57H34ZM45 58V57H44ZM66 58H64V59H66ZM191 58H192V60H191ZM233 58H236V59H238L236 56L235 57H233ZM264 58V57H263ZM42 59V58H41ZM47 59H49V58H47ZM56 59V58H55ZM205 59H207V58H205ZM210 59H211V57H210ZM220 59H222V58H220ZM235 59V60H236ZM251 59V58H250ZM24 60V59H23ZM26 60V62H27V59H25ZM67 60V59H66ZM71 60V59H70ZM81 60V59H80ZM79 60V61H80ZM244 60H243V62H244ZM19 61V60H18ZM17 61V62H18ZM22 61V59L20 60V62ZM34 61V60H33ZM53 61H55L54 59H52V61L50 60V61H48V62H53ZM57 61H59V59L57 60L56 59V62ZM61 61V60H60ZM72 62H73V60H71ZM167 61V62H166ZM230 61H232V62H230ZM241 61V60H240ZM246 61H249V58L246 60ZM16 62V63H17ZM26 62H24V63H22V64H25ZM63 62V61H62ZM65 62H67V61H65L64 60V64H62L61 66H62V70H64L65 71V68H66V66H65ZM165 62H166V64L167 63H169V65H167L166 66V64H165ZM214 62V61H213ZM242 62V61H241ZM241 62H236V64L237 63H241ZM250 62V61H249ZM249 62H247V63H249ZM252 62H254L253 60H252ZM1 63V62H0ZM15 63V64H16ZM28 63V62H27ZM68 63H69V60H68ZM84 63H85V61H84ZM245 63V62H244ZM246 63V64H247ZM251 63V62H250ZM250 63L249 64H247V65H249L250 66ZM34 64V63H33ZM53 64V63H52ZM51 64V65H52ZM59 64H60V62H59ZM70 64V63H69ZM91 64H90V66H91ZM234 64H235V62H234ZM264 64V62L263 63H261V65H263ZM49 65V64H48ZM56 65H58V64H56ZM63 65L65 66L64 67V69H63ZM68 65V64H67ZM71 65H73V64H71ZM241 65V64H240ZM246 65V66H247ZM252 65V64H251ZM0 66H1V64H0ZM26 66V65H25ZM25 66H24V68H25ZM28 66V65H27ZM34 66V65H33ZM42 66V65H41ZM53 66H54V64H53ZM53 66H51V67H53ZM59 66V65H58ZM60 66V67H61ZM89 66V67H90ZM224 66V65H223ZM239 66V65H238ZM17 67V66H16ZM16 67H15V69H16ZM22 67V66H21ZM32 67V66H31ZM31 67H29V68H31ZM56 66H54V68H55ZM88 67V68H89ZM163 67H161V70L163 71ZM200 67H202V69L204 70V71H201V72H199L200 70H199V68ZM240 67V66H239ZM238 67V68H239ZM248 67V66H247ZM247 67H246V69H247ZM49 66L46 68V70L47 71H49ZM54 68H52L51 69V71H53V69ZM83 68V67H82ZM160 68V67H159ZM158 68V70H160ZM6 69V68H5ZM14 68L12 69V70H15ZM18 69V68H17ZM16 69V70H17ZM33 69V67L31 68V69H29V71H31ZM57 69V67L55 68V70ZM84 69H87V68H85L84 67ZM240 69V68H239ZM10 70V69H9ZM15 70V71H16ZM23 70V69H22ZM24 70H27V69H24ZM42 70V69H41ZM61 69H59V73H61L60 71H62ZM72 70H73V68H72ZM156 70V69H155ZM236 71H237V69H235ZM264 70V69H263ZM18 71H21L20 69L18 70ZM33 71H34V69H33ZM46 71V72H47ZM50 71V72H51ZM71 71V70H70ZM82 71H84V70H82ZM23 72V71H22ZM50 72H49V74H50ZM56 72H58L57 70H56ZM63 72V71H62ZM65 72H67V71H65ZM79 72V71H78ZM81 72V71H80ZM185 72L187 73V76H188V81H186L184 78L185 77H187L186 75H185ZM194 72H196V73H194ZM16 73V72H15ZM14 73V74H15ZM21 73V72H20ZM35 73V72H34ZM73 73V72H72ZM76 73V72H75ZM84 73V72H83ZM194 73V74H193ZM10 74H11V72H10ZM13 74V75H14ZM22 74V73H21ZM39 74V73H38ZM46 74V73H45ZM55 74V73H54ZM66 73H63L62 75H65ZM196 74H198V75H201V77H200V79L199 80H194L197 76H196ZM260 74V73H259ZM262 74V73H261ZM18 74H16V76H17ZM28 75V74H27ZM33 75V74H32ZM35 75V74H34ZM61 75V74H60ZM69 75V74H68ZM67 75V76H68ZM80 75H82V74H80ZM79 75V76H80ZM217 75H219V76H217ZM19 76V75H18ZM41 76H42V74H41ZM75 76V75H74ZM217 76V77H216ZM37 78L39 77V75H37L36 76ZM60 77V76H59ZM66 77V76H65ZM256 77V76H255ZM262 77H264V75L262 74ZM8 78V77H7ZM10 78V77H9ZM27 78V77H26ZM37 78L35 79V76H34V79L35 80H37ZM248 78V77H247ZM254 78V77H253ZM252 78V79H253ZM259 78V77H258ZM13 79V78H12ZM23 79V78H22ZM28 79H30V78H28ZM31 79H33V78H31ZM33 79V81H35ZM144 79V80H143ZM8 80V79H7ZM21 79H19V83L22 81H20ZM55 80V79H54ZM54 80H53V82H54ZM57 80V79H56ZM63 80V79H62ZM61 80V81H62ZM65 80V79H64ZM2 80H0V82H1ZM16 81V80H15ZM39 81H40V78H39ZM66 81V83H67V80H65ZM73 81V80H72ZM193 81V82H192ZM263 81V80H262ZM262 81H261V83H260V81H258L259 82V84H264V83H262ZM26 82H28L29 83V81H25V83ZM31 82V81H30ZM53 82H52V84H53ZM57 82H58V80H57ZM248 82V83H247ZM2 83V82H1ZM6 83V82H5ZM5 83H3V85H5ZM8 83V82H7ZM10 83V86H12L11 85V82H9ZM22 83V82H21ZM24 83V82H23ZM28 83H26V84H28ZM32 83V82H31ZM30 83V84H31ZM36 84L38 83L37 81L35 82ZM55 83H56V81H55ZM60 83V82H59ZM65 83V84H66ZM75 83V82H74ZM79 83V84H80ZM240 83V82H239ZM247 83V84H246ZM16 84H18V83H16ZM61 84V83H60ZM78 84V83H77ZM76 83H75V85H77ZM86 84V85H85ZM7 85V84H6ZM9 85V84H8ZM14 85V84H13ZM48 85H49V83H48ZM62 85H64V84H62ZM74 85V84H73ZM74 85V86H75ZM9 86V87H10ZM16 86H18V85H16ZM16 86H13L14 88H16ZM34 86H36L35 84H34ZM39 86V85H38ZM60 86V85H59ZM65 86H68L69 87V85H65ZM74 86H71V87H74ZM78 86V85H77ZM80 86V85H79ZM148 86V85H147ZM161 86V85H160ZM262 85H260V89H261V91L263 90L262 88H264V87H261ZM12 87V88H13ZM24 87V86H23ZM31 87V86H30ZM30 87H28V88H30ZM40 87V86H39ZM42 87V86H41ZM257 87V86H256ZM1 88H5V87H2L1 85H0V89ZM18 88H20V87H18ZM34 88H36V87H34ZM38 88V87H37ZM36 88V89H37ZM65 88V87H64ZM70 88V87H69ZM26 89V88H25ZM71 89V88H70ZM76 89V88H75ZM78 89V88H77ZM99 89V88H98ZM142 89V88H141ZM259 89V90H260ZM19 90V89H18ZM29 90V89H28ZM57 90V89H56ZM62 90V89H61ZM65 89H63V91H64ZM66 90H67V88H66ZM118 90V91H119ZM129 90V89H128ZM140 90V89H139ZM164 90V89H163ZM6 91V90H5ZM13 91H14V89H13ZM59 91V90H58ZM62 91V92H63ZM68 91V90H67ZM78 91V90H77ZM254 91V90H253ZM257 91H258V88H257ZM1 92H3L2 90H1ZM32 92H35V91H32ZM55 92V91H54ZM101 92V91H100ZM124 92H125V90H124ZM7 93V92H6ZM5 93V94H6ZM10 93V92H9ZM26 93H29V91L28 92H26ZM36 93H37V91H36ZM38 93H40L41 94V92L38 90ZM88 93V92H87ZM135 93H137V91L135 92ZM261 92L259 91L258 93L256 92V95H259ZM5 94H3V95H5ZM12 94H14V95H16V90H15V93L13 92V93H11V95ZM17 94H19L18 93V91H17ZM40 94H39V96H40ZM52 94H54V93H51V95L50 96H54V95H52ZM56 94V93H55ZM126 94H129V93H126ZM262 94H264L263 92H262ZM1 95V94H0ZM29 95H30V93H29ZM32 95V94H31ZM33 95H34V93H33ZM42 95H43V93H42ZM153 95V94H152ZM162 95V94H161ZM255 94H254V96H256ZM7 96V95H6ZM87 96V95H86ZM94 96H95V94H94ZM133 96V95H132ZM253 96V97H254ZM259 96H261V94L259 95ZM2 98H3V96H1ZM16 97V96H15ZM18 97V96H17ZM25 97V96H24ZM28 97V96H27ZM114 97V96H113ZM162 97V96H161ZM257 97V96H256ZM256 97H254V99L256 98ZM8 97H6V98H3V99H7ZM32 98V97H31ZM55 98V97H54ZM250 98H252L251 96H250ZM263 98V97H262ZM2 99V100H3ZM22 99V98H21ZM41 98H39V100H40ZM45 99V98H44ZM52 99V98H51ZM59 99V98H58ZM105 99H106V97H105ZM131 99V98H130ZM192 99V100H191ZM8 100V99H7ZM6 100V101H7ZM26 100H27V98H26ZM29 100H31V99H29ZM42 100V99H41ZM40 100V102L42 103V101ZM60 100V99H59ZM132 100V99H131ZM256 100V99H255ZM260 100H263V99H260ZM13 101H16V100H13ZM36 101V100H35ZM38 101V100H37ZM51 102H50V104L52 103V100H50ZM113 101V100H112ZM140 101H141V99H140ZM154 101H155V99H154ZM169 101V100H168ZM201 101V100H200ZM210 101H208V102H210ZM253 102H255L254 100H252ZM251 101V102H252ZM0 102H1V100H0ZM28 101H26V103H27ZM45 102V101H44ZM43 102V103H44ZM47 102V101H46ZM49 102V101H48ZM102 102V101H101ZM138 102H139V100H138ZM198 102H199V99H198ZM258 102V101H257ZM263 102V101H262ZM13 103V102H12ZM55 103V102H54ZM107 103H108V100H107ZM137 103V102H136ZM158 103V102H157ZM166 103V102H165ZM219 103V102H218ZM256 103V102H255ZM254 103V104H255ZM260 103V102H259ZM264 103V102H263ZM263 103H261L260 105H262ZM9 104V103H8ZM16 104H18L17 102H16ZM15 104V105H16ZM21 104V103H20ZM23 104V103H22ZM39 104V103H38ZM37 104V105H38ZM49 104V103H48ZM127 104V103H126ZM172 104H174V102H172ZM240 104V105H239ZM251 104V103H250ZM27 105V104H26ZM30 105V104H29ZM28 105V106H29ZM33 105V104H32ZM42 105V104H41ZM58 105V104H57ZM72 105V103L70 102V101H67V105H66V107H64V108H59V110H61V109H65V110H67V109H69L68 107H70ZM74 105H75V109H76V106H78L77 104H75L74 103ZM105 105V104H104ZM129 105V104H128ZM132 105V104H131ZM130 105V106H131ZM143 105V104H142ZM156 105V104H155ZM211 105H213V104H211ZM217 105V104H216ZM216 105L214 106V107H216ZM219 105H221V104H219ZM218 105V106H219ZM239 105V106H238ZM259 105V106H260ZM1 106V105H0ZM9 106H11V105H9ZM9 106H7V107H9ZM19 105H17V107H18ZM31 106V105H30ZM36 106V105H35ZM45 106V105H44ZM44 106H43V108H44ZM60 105H58V107H59ZM82 106V105H81ZM80 106V107H81ZM83 106H85V105H83ZM152 106V105H151ZM163 106V105H162ZM201 106V105H200ZM222 106V105H221ZM256 106H257V104H256ZM3 107V106H2ZM12 107H14V105H12ZM16 107V108H17ZM42 107V106H41ZM80 107H77V108H80ZM105 107V106H104ZM113 107V106H112ZM126 107V106H125ZM207 107V106H206ZM223 107V106H222ZM252 107V106H251ZM11 108V107H10ZM15 108V109H16ZM30 108V107H29ZM28 108V109H29ZM139 109H140V107H138ZM210 108H211V110H212V107L210 106L209 107V110H210ZM253 108V107H252ZM252 108L250 109L251 110V112H252ZM264 108V107H263ZM1 109H3V108H1ZM0 109V110H1ZM6 109V108H5ZM5 109H3V110H5ZM34 109H35V107H34ZM46 109V108H45ZM51 109V108H50ZM84 109H86V111H87V109L88 108H84ZM138 109V110H139ZM160 109V108H159ZM167 109V108H166ZM256 109V108H255ZM257 109H259V108H257ZM12 110V109H11ZM10 110V111H11ZM36 110V109H35ZM42 110V109H41ZM41 110L39 109V111L41 112ZM53 110V109H52ZM51 110V111H52ZM97 110V109H96ZM120 110H121V108H120ZM168 110V109H167ZM166 110V111H167ZM249 110V111H250ZM260 110H262V109H260ZM2 111V110H1ZM0 111V112H1ZM8 111V110H7ZM9 111V112H10ZM14 111V110H13ZM16 111V110H15ZM17 111H20V110H17ZM49 111V110H48ZM81 111V110H80ZM101 111V110H100ZM213 111V110H212ZM212 111H210L211 113H213ZM21 112V111H20ZM50 112V111H49ZM73 112H75L74 110H73ZM94 112V111H93ZM97 112H98V110H97ZM96 112V113H97ZM132 112V111H131ZM135 112V111H134ZM251 112H250V114H251ZM3 113V112H2ZM6 113V112H5ZM34 113V112H33ZM32 113V114H33ZM84 113V112H83ZM116 113V112H115ZM168 113V112H167ZM254 113V112H253ZM11 114V113H10ZM17 114V113H16ZM29 114V113H28ZM32 114H30V115H32ZM37 114V113H36ZM35 114V115H36ZM81 114H82V112H81ZM85 114H86V112H85ZM112 114V113H111ZM129 114V113H128ZM136 114V113H135ZM139 114H140V111H139ZM159 114V113H158ZM172 114H173V112H172ZM208 114H209V116H210V113L208 112ZM221 114V113H220ZM220 114H218L219 116H220ZM244 114V113H243ZM249 114V115H250ZM261 114H263L262 112H260L258 115H261ZM34 115V114H33ZM174 115V114H173ZM255 115H257V112H256V114ZM3 116H6V115H3ZM2 116V117H3ZM19 116V115H18ZM40 116H42V115H40ZM45 116V115H44ZM85 116V115H84ZM84 116H83V118H84ZM119 116V115H118ZM126 116V115H125ZM146 116V115H145ZM166 116V115H165ZM196 116H199V115H196ZM215 116V115H214ZM251 116V115H250ZM12 117V116H11ZM38 117V116H37ZM76 117H77V115H76ZM177 117L175 118V119H177ZM222 117V116H221ZM6 118V117H5ZM91 118V117H90ZM93 118V117H92ZM107 118V117H106ZM121 118V117H120ZM161 118H163V117H161ZM160 118V119H161ZM207 118H208V116H207ZM212 118H213V116H212ZM216 119L218 118V116L217 117H215ZM220 118V117H219ZM228 118V119H227ZM252 119H253V117H251ZM255 119H256V117H254ZM3 119V118H2ZM9 119V118H8ZM18 119H19V117H18ZM21 119V118H20ZM33 119V118H32ZM34 119H35V117H34ZM38 119V118H37ZM45 119V118H44ZM54 118H52V120H53ZM75 119V118H74ZM89 119V118H88ZM131 119H132V117H131ZM166 119V118H165ZM170 119V118H169ZM215 119V120H216ZM222 119V118H221ZM261 119V118H260ZM10 120V119H9ZM11 120H13L12 118H11ZM26 120V119H25ZM51 120V121H52ZM55 120H56V117H55ZM102 120V119H101ZM155 120V119H154ZM218 120V119H217ZM216 120V121H217ZM223 120V119H222ZM225 119L223 120V121H226ZM240 120V119H239ZM18 121V120H17ZM29 121V120H28ZM75 121V120H74ZM73 121V122H74ZM83 121V120H82ZM95 120H93V123H95L94 122ZM114 121H117L116 119L114 120ZM124 121V120H123ZM158 121V120H157ZM163 121V120H162ZM209 121H210V119H209ZM250 121H252L251 119H250ZM250 121H249V123H250ZM11 122V121H10ZM33 122V121H32ZM32 122H30V124L32 123ZM43 122V121H42ZM46 122V121H45ZM55 122V121H54ZM53 122V123H54ZM77 122H79V121H77ZM128 122H129V120H128ZM160 122V121H159ZM158 122V125L161 123H159ZM164 122H165V120H164ZM172 122V121H171ZM176 122H178V121H176ZM214 122V121H213ZM258 122H259V120H258ZM262 122H264V121H262ZM7 123L9 124V122H8V120H7ZM15 123V122H14ZM29 123V122H28ZM92 122H90V124H93ZM140 123H141V121H140ZM170 123V122H169ZM173 123V122H172ZM171 123V124H172ZM179 123V122H178ZM177 123V124H178ZM211 124H215V122L214 123H212V122H210ZM19 124V123H18ZM51 125H53L52 123H50ZM88 124H89V122H88ZM111 124H112V121H111ZM149 124V123H148ZM153 124V123H152ZM168 124V123H167ZM256 124V123H255ZM263 124V123H262ZM0 125H2V124H0ZM12 125H15V124H12ZM26 125V124H25ZM33 125H34V123H33ZM44 126H45V124H43ZM84 125V124H83ZM82 125V126H83ZM94 125V124H93ZM95 125H97V124H95ZM170 125V124H169ZM193 125V124H192ZM250 125H251V123H250ZM249 125V127H251ZM254 125V124H253ZM252 125V126H253ZM264 125V124H263ZM263 125H260L261 127L263 126ZM9 126V125H8ZM16 126H18V125H16ZM31 126H32V124H31ZM42 126V125H41ZM41 126H39V127H41ZM56 126H58V125H56ZM112 126L114 127L115 125H113L112 124ZM112 126H110V128L112 129ZM139 126V125H138ZM142 126H143V124H142ZM163 126H165V125H163ZM198 126V125H197ZM218 126H220V124L218 125ZM217 126V124H216V127H218ZM225 126H226V124H225ZM1 127V126H0ZM36 127H38V125H36L35 126V130H36ZM92 127V126H91ZM117 128H118V125L116 126ZM200 127V126H199ZM260 127V128H261ZM2 128V127H1ZM14 128V127H13ZM12 128V129H13ZM30 128V127H29ZM81 128V127H80ZM80 128H78L79 129V133H81V132H83L82 130H83V128H84V126L81 128V130H80ZM86 128H88V126L86 127ZM93 128H95V126H93L92 127V130H93ZM106 128V127H105ZM109 128V129H110ZM117 128H115L116 130H117ZM138 128V127H137ZM140 128H141V126H140ZM169 128V127H168ZM197 128V127H196ZM212 129H215L216 130V128H214V127H211ZM11 129V128H10ZM20 129H22V127H20ZM39 129V128H38ZM37 129V130H38ZM67 129V128H66ZM72 130H74L75 129V131L77 132V130H76V127L75 128H71ZM103 129H104V127H103ZM114 129V130H115ZM120 129H122V128H120ZM127 129V128H126ZM176 129V128H175ZM17 130V129H16ZM42 130V129H41ZM47 130V128L45 129V131ZM68 130V129H67ZM70 130V129H69ZM87 130H90L91 131V129H87ZM86 130V131H87ZM95 130V129H94ZM93 130V131H94ZM102 130V129H101ZM100 130V132L102 133V131ZM163 130V129H162ZM178 130V129H177ZM210 130V129H209ZM248 130V129H247ZM258 130H260V129H258ZM1 131V130H0ZM15 131V130H14ZM66 131V130H65ZM64 131V132H65ZM123 131V130H122ZM126 131V130H125ZM128 132V136H129V134H130V131L129 130H127ZM135 131V130H134ZM165 131H167L166 129H165ZM179 131V130H178ZM199 131V130H198ZM207 131V130H206ZM11 132V131H10ZM35 132H37V131H35ZM49 132H51V131H49ZM61 132H63V129H62V131ZM114 132V131H113ZM115 132H120V131H115ZM131 132H133V131H131ZM188 132V131H187ZM203 132V131H202ZM220 132V131H219ZM251 132V131H250ZM250 132H248L249 134H250ZM18 133V132H17ZM39 134H43V132H41L40 133V131L38 132ZM45 133V132H44ZM52 133V132H51ZM86 133V134H85ZM84 133V135H87L89 132H85ZM94 133V132H93ZM105 133V132H104ZM122 134L124 133V132H121ZM151 133H153V132H151ZM222 133V132H221ZM247 133V134H248ZM252 133V132H251ZM259 133V132H258ZM264 133V132H263ZM35 134H37V133H35ZM38 134V135H39ZM48 134H50V133H48ZM60 134H62V133H60ZM59 134V135H60ZM76 134V133H75ZM95 134V133H94ZM141 135L140 133H137L136 135ZM142 134H143V132H142ZM218 134V133H217ZM253 134H255V133H253ZM262 134V133H261ZM58 135V136H59ZM62 135H64V134H62ZM77 136H78V134H76ZM82 135V134H81ZM90 135H93V134H91L90 133ZM112 135V134H111ZM134 135H135V133H134ZM165 135V134H164ZM251 135V134H250ZM7 136V135H6ZM16 136H18V135H16ZM27 136V135H26ZM30 136V135H29ZM42 136V135H41ZM41 136H40V139H42L41 138ZM73 136V135H72ZM83 136V135H82ZM81 136V137H82ZM94 137H96V135H93ZM92 136V137H93ZM103 136V135H102ZM108 136V135H107ZM130 136H132V134L130 135ZM141 136H143V135H141ZM255 135H253V137H254ZM264 136V135H263ZM263 136H262V138H263ZM37 137V136H36ZM35 137V138H36ZM39 137V136H38ZM46 137H49V135H47ZM62 136H60V138H61ZM70 138H71V140L74 138H72L71 137V135L69 136ZM84 137V136H83ZM135 137V136H134ZM162 137V136H161ZM175 139H173V140H179V139H181V137H179V136H173ZM218 137V136H217ZM245 137V136H244ZM243 137V138H244ZM248 137V136H247ZM251 137V136H250ZM256 138L258 137L257 135L255 136ZM1 138V137H0ZM2 138H5V137H2ZM13 138V137H12ZM22 138V137H21ZM52 138H54V136L52 137ZM51 138V139H52ZM66 138H68V135H67V137ZM66 138H65V140H66ZM122 138H124V137H122ZM129 138V137H128ZM162 138H164V137H162ZM169 138H171V137H169ZM211 138V137H210ZM242 138V139H243ZM10 139V138H9ZM55 139H56V137H55ZM69 139V138H68ZM83 139V138H82ZM92 139V138H91ZM118 139V138H117ZM140 139H142V137L140 138ZM154 139V138H153ZM212 139V141L214 142V140H213V138H211ZM257 139H260L259 137L257 138ZM2 140V139H1ZM5 140H8V139H5ZM35 140V139H34ZM58 140V139H57ZM57 140H55V142L57 141ZM70 140V139H69ZM135 140V139H134ZM177 140V141H178ZM223 140V139H222ZM244 140V139H243ZM246 140H247V138H246ZM249 140H252V139H249ZM248 140V141H249ZM262 139H260V141H261ZM9 141H13V139H11V140H9ZM20 141V140H19ZM36 141V140H35ZM59 141H62V142H64V138L61 140H59ZM66 141H68V140H66ZM65 141V142H66ZM97 141H99V139L97 140ZM116 141V140H115ZM140 141V140H139ZM186 140H184L183 142H185ZM212 141L210 140V143H212ZM253 141H256V140H254V138H253ZM252 141V142H253ZM260 141H257V142H260ZM21 142V141H20ZM19 142V143H20ZM34 142V141H33ZM54 142V141H53ZM80 142V141H79ZM145 142V141H144ZM143 142V143H144ZM180 142V141H179ZM243 142V141H242ZM264 142V141H263ZM22 143V142H21ZM52 143V142H51ZM82 143V142H81ZM142 143V142H141ZM169 143V142H168ZM167 143V144H168ZM176 143V142H175ZM241 143V142H240ZM250 143H251V141H250ZM1 144V143H0ZM3 144H5V143H3ZM23 144V143H22ZM35 145H36V143H34ZM57 144H59V142H57L55 145H57ZM70 144V143H69ZM86 144V143H85ZM183 144V143H182ZM207 144H209V143H207ZM249 144V143H248ZM252 144H254V143H252ZM256 144V143H255ZM262 144V143H261ZM42 145V144H41ZM50 145H52V144H50ZM50 145H49V147H50ZM61 145V143L59 144V146ZM68 145V144H67ZM71 145V144H70ZM87 145V144H86ZM169 145H170V143H169ZM184 145V144H183ZM244 145H246V144H244ZM263 145V144H262ZM3 146H5V145H3ZM9 146V145H8ZM22 146V145H21ZM38 146H40L39 145V143H38ZM46 146V145H45ZM45 146H44V148H45ZM59 146H58V148L57 149H59ZM64 146V143H63V145L61 146L62 148H64L63 147ZM73 146V145H72ZM108 146V145H107ZM115 146V145H114ZM117 146V145H116ZM126 146V145H125ZM124 146V147H125ZM146 146V145H145ZM155 146V145H154ZM182 146V145H181ZM233 146V145H232ZM242 146V145H241ZM241 146H240V148H241ZM253 146V145H252ZM1 147V146H0ZM24 147H27V146H24ZM61 147H60V149H61ZM71 147V146H70ZM89 147V146H88ZM102 147V146H101ZM111 147V146H110ZM144 147V146H143ZM200 147V146H199ZM246 147V146H245ZM254 147H255V145H254ZM260 147V146H259ZM43 148V147H42ZM48 148V147H47ZM52 148H54V147H52ZM79 148V147H78ZM85 148V147H84ZM105 148V147H104ZM108 148V147H107ZM117 148V147H116ZM130 148V147H129ZM151 148H153V147H151ZM150 148V149H151ZM167 148H169V147H167ZM173 148H174V146H173ZM182 148L183 149H185V147L184 146H182ZM181 147H180V149H182ZM252 148V147H251ZM264 148V147H263ZM15 149H16V147H15ZM36 149V148H35ZM57 149H53L52 151H55V150H57ZM137 149V148H136ZM158 149V148H157ZM162 149H163V147L161 148V151H162ZM165 149V148H164ZM170 149V148H169ZM188 149V148H187ZM221 149V148H220ZM238 149V148H237ZM241 149H243V148H241ZM257 149V148H256ZM256 149H254V150H256ZM1 150H2V148H1ZM8 150V149H7ZM37 150V149H36ZM41 150V149H40ZM65 150H66V148H64V152H65ZM71 150H72V148H71ZM82 150V149H81ZM126 150V149H125ZM129 150V149H128ZM132 150V149H131ZM167 150V149H166ZM174 150V149H173ZM173 150H171V152L170 153H172V151ZM186 150V149H185ZM194 150V149H193ZM202 150H203V148H202ZM213 152H215V153H218V156L217 157H219V156H221L222 154L220 153V155H219V145L217 144V146L216 147H214L213 149ZM260 150H261V147H260ZM16 151V150H15ZM43 151V150H42ZM46 151V150H45ZM49 151H51V150H49ZM62 151V150H61ZM97 151V150H96ZM104 151V150H103ZM110 151V150H109ZM135 151V150H134ZM155 151H158V150H155ZM160 151V150H159ZM178 151H180V150H178ZM186 151H188V150H186ZM185 151V152H186ZM192 151V150H191ZM237 152H238V150H236ZM245 151V150H244ZM263 151V150H262ZM14 152V151H13ZM25 152V151H24ZM121 152V151H120ZM133 152V151H132ZM145 152H147V149H146V151ZM145 152H143V153H145ZM164 152V151H163ZM166 152V151H165ZM175 152H177L176 150H175ZM198 152V151H197ZM232 152H234V150L233 151H231V153L230 154H232ZM241 152V151H240ZM257 152H260V151H256V153ZM8 153V152H7ZM17 153V152H16ZM34 153V152H33ZM39 153V152H38ZM50 153V152H49ZM66 153V152H65ZM74 153V152H73ZM110 153H112V152H110ZM153 153H154V151H153ZM188 153V152H187ZM190 153H193V151L192 152H190ZM250 153V152H249ZM254 153V152H253ZM263 153V152H262ZM261 153V154H262ZM8 154H10V153H8ZM26 154V153H25ZM37 154V153H36ZM40 154H42V153H39V155ZM44 154V153H43ZM51 154V153H50ZM49 154V155H50ZM61 154H63V153H61ZM69 154V153H68ZM71 154V153H70ZM76 154V153H75ZM82 153H80V155H81ZM87 154H89V153H87ZM102 155H104L103 153H101ZM127 154V153H126ZM195 154V153H194ZM194 154H192V155H194ZM229 154V153H228ZM242 154V153H241ZM251 154H252V152H251ZM250 154V155H251ZM23 155H24V153H23ZM27 155V154H26ZM45 155H47V154H45ZM54 155H55V153H54ZM72 156H73V154H71ZM79 155V156H80ZM150 154H148V156H149ZM162 154H160V156H161ZM190 155V154H189ZM195 155H198L199 156V154H195ZM202 154H200V156H201ZM209 154H207V156H208ZM234 156H235V154H233ZM253 155V154H252ZM260 155V153L259 154H257V157ZM6 156H8L7 154H6ZM17 156H19V155H17ZM50 156H52V155H50ZM63 156H64V154H63ZM62 156V157H63ZM69 156V155H68ZM158 157H159V155H157ZM184 156V155H183ZM191 156V155H190ZM199 156V157H200ZM227 157L228 155H225L224 154V157ZM230 156V155H229ZM255 156V155H254ZM260 156H263L264 157V154H262V155H260ZM1 157V156H0ZM3 157H5V154H3ZM14 157V156H13ZM40 157H41V155H40ZM47 157H48V155H47ZM54 157V156H53ZM52 157V158H53ZM56 157V156H55ZM57 157H58V155H57ZM61 157V156H60ZM60 157H58L59 158V160H58V162L60 161V162H62V159H60ZM67 157V156H66ZM81 157V156H80ZM84 157V156H83ZM97 157V156H96ZM132 157H133V155H132ZM136 157V156H135ZM143 157V156H142ZM177 157V156H176ZM187 157V156H186ZM210 157V156H209ZM214 157V156H213ZM212 157V158H213ZM223 157V158H224ZM262 157V158H263ZM19 158V157H18ZM44 158V157H43ZM42 157H41V159H43ZM49 158V157H48ZM64 158V157H63ZM68 159H70L69 157H67ZM144 158V157H143ZM151 158H152V156H151ZM188 158H189V156H188ZM187 158V159H188ZM204 158H205V156H204ZM231 158V157H230ZM254 158V157H253ZM47 159V158H46ZM45 159V160H46ZM56 159V158H55ZM66 159V158H65ZM67 159V160H68ZM94 159V158H93ZM160 159V158H159ZM168 159V158H167ZM166 159V160H167ZM178 159V158H177ZM194 159H197L196 157H194ZM216 159V158H215ZM233 159V158H232ZM236 159V158H235ZM243 159H244V157H243ZM243 159H240V160H242L243 162H247L246 161V159H247V157H245V161L243 160ZM255 159H256V162L258 163V158H256L255 157ZM261 159V158H260ZM259 159V160H260ZM264 159V158H263ZM3 160H5V159H3ZM50 160H51V158H50ZM53 160V159H52ZM96 159H94V161H95ZM109 160V159H108ZM165 160V161H166ZM168 160H170V158L168 159ZM179 160H181L180 158H179ZM190 160H191V157H190ZM210 160H211V157H210ZM217 160V159H216ZM215 160V161H216ZM222 160V159H221ZM249 160V159H248ZM8 161V160H7ZM19 161H20V159H19ZM24 161V160H23ZM48 161H49V159H48ZM69 161V160H68ZM70 161H73L72 159L70 160ZM150 162H151V160H149ZM148 161V162H149ZM153 161H156V160H154L153 159ZM176 161H178V160H176ZM208 161V159H206V162ZM212 161H213V163H214V159H212ZM211 161V162H212ZM250 161V160H249ZM255 161V160H254ZM36 162V161H35ZM50 162V161H49ZM53 162H55V161H53ZM63 162L65 163V160L63 159ZM78 162V161H77ZM84 162V161H83ZM86 162V161H85ZM164 162V161H163ZM179 162H181V161H179ZM186 162H187V160H186ZM188 162H189V159H188ZM191 162H192V160H191ZM205 162V161H204ZM216 162H218V161H216ZM225 162H230V161H225ZM224 161H223V163H225ZM242 162V163H243ZM256 162H254V163H256ZM261 162V161H260ZM259 162V163H260ZM262 162H264L263 160H262ZM9 163V168H10V161L8 162ZM15 163V165H16V162H14ZM24 163V162H23ZM26 163V162H25ZM28 163V162H27ZM72 163V162H71ZM70 163V164H71ZM75 163V162H74ZM138 163H140V162H138ZM155 163V162H154ZM177 163V162H176ZM185 163V162H184ZM202 163H203V161H202ZM222 163V162H221ZM221 163H220V165H221ZM222 163V164H223ZM249 163V162H248ZM256 163V164H257ZM36 164H38V163H36ZM41 164V163H40ZM44 164H45V162H44ZM51 164V163H50ZM56 164H57V162H56ZM55 164V165H56ZM88 164H90V163H88ZM96 164V163H95ZM190 164V163H189ZM211 164V167H214V166H212L213 164L212 163H210ZM210 164H208V166H210ZM250 164V163H249ZM1 165H3V164H0V166ZM32 165H33V162H32ZM42 165V164H41ZM48 164H46V166H47ZM58 165V164H57ZM66 165H68V163H67V161H66ZM91 165V164H90ZM97 165V164H96ZM185 165V164H184ZM225 165H227V164H225ZM243 165V164H242ZM259 165V164H258ZM3 166H5V165H3ZM45 166V167H46ZM51 166V165H50ZM59 166H61L62 168H63V165H58V167ZM65 166V165H64ZM73 166V165H72ZM75 166V165H74ZM86 166V165H85ZM105 166H106V164H105ZM111 166V165H110ZM114 166H116L115 164H114ZM120 166H122V165H120ZM173 166V165H172ZM179 166V165H178ZM185 166H187V165H185ZM191 166V165H190ZM206 167H207V165H205ZM223 166V165H222ZM240 166V165H239ZM250 166H252V164L250 165ZM249 166V167H250ZM253 166H254V164H253ZM252 166V167H253ZM262 166H264L263 164H262ZM16 167V166H15ZM18 167V166H17ZM23 167V166H22ZM26 167H28V166H26ZM61 167H59L60 169H62ZM68 167H69V165H68ZM99 167H102V165L101 166H99ZM107 167V166H106ZM109 167V166H108ZM119 167V166H118ZM174 167V166H173ZM243 167H246V163H245V166L243 165ZM259 168L261 167V164H260V166H258ZM3 168V167H2ZM2 168H0V170L2 169ZM5 168H7V166L5 167ZM12 168H13V166H12ZM20 168V167H19ZM43 168V167H42ZM49 168V167H48ZM47 168V170H49ZM55 168H56V166H55ZM54 168V166H53V169L56 171V169H59V168H56L55 169ZM83 168H84V166H83ZM87 168V167H86ZM98 168V167H97ZM111 168V167H110ZM124 168V167H123ZM123 168L121 169V170H123ZM126 168V167H125ZM124 168V169H125ZM127 168H129V167H127ZM188 168V167H187ZM197 168V167H196ZM210 168V167H209ZM247 168L248 167H246V169H243V171H241V175L243 176V173L242 172H244V170H247ZM257 168V167H256ZM259 168H258V170H259ZM22 168H20V170H21ZM69 169V168H68ZM67 169V170H68ZM101 169V168H100ZM99 169V170H100ZM111 169H117L118 170V168H114L113 167V165H112V168ZM131 169V168H130ZM139 169H141V168H139ZM189 169V168H188ZM207 169H208V167H207ZM206 169V170H207ZM212 169H214V168H212ZM216 169H218V168H216ZM222 169V168H221ZM237 169V168H236ZM242 169V168H241ZM261 169V168H260ZM19 170V171H20ZM24 170V169H23ZM22 170V171H23ZM53 170V171H54ZM65 170H66V168H65ZM65 170H63L62 172H64ZM79 170H80V168H79ZM95 170V169H94ZM102 170H104V169H101V171ZM110 170V169H109ZM120 170V169H119ZM154 170H156V169H154ZM171 170V169H170ZM182 170H184V169H182ZM195 170V169H194ZM209 170H211V169H209ZM215 170V169H214ZM238 170H239V167H238ZM258 170H256V171H258ZM11 171V170H10ZM15 171V170H14ZM18 171V172H19ZM29 171V170H28ZM27 171V172H28ZM51 171V170H50ZM52 171V172H53ZM59 170H57L56 172H58ZM127 171H129V169H127ZM136 171V170H135ZM179 171H180V169H179ZM192 171H193V168H192ZM236 171V170H235ZM240 171V170H239ZM238 171V172H239ZM247 171H249V170H247ZM251 171V170H250ZM249 171V172H250ZM16 172H17V170H16ZM36 172V171H35ZM38 172H39V170H38ZM92 172V171H91ZM100 172V171H99ZM109 173H110V171H108ZM122 172H124V170L122 171ZM164 172V171H163ZM162 172V173H163ZM172 172H173V170H172ZM208 172V171H207ZM252 172V171H251ZM259 172H260V170H259ZM23 173H25V172H23ZM44 173V172H43ZM46 173V172H45ZM64 173H66V171L64 172ZM75 173V172H74ZM92 173H94V172H92ZM111 173H113V171H111ZM115 173H116V171H115ZM114 173V175H116ZM124 173H126V172H124ZM129 173V172H128ZM189 172H187V174H188ZM197 173V172H196ZM195 173V174H196ZM6 174H7V172H6ZM11 174H14V173H12L11 172ZM16 174H18V173H16ZM22 174V173H21ZM42 174V173H41ZM40 174V175H41ZM49 174V173H48ZM56 174V173H55ZM61 174V173H60ZM60 174H57V175H55L54 176V178H58L59 176H60ZM67 174V173H66ZM78 174H80V173H78ZM95 174H96V172H95ZM97 174H98V172H97ZM96 174V175H97ZM102 174V173H101ZM100 174V175H101ZM118 174H120V176H121V174L122 173H118ZM135 173H133V174H131L130 173V175H134ZM137 174V173H136ZM142 174V173H141ZM157 174V173H156ZM172 174V173H171ZM176 174V173H175ZM174 174V175H175ZM180 174V173H179ZM182 174H183V171H182ZM204 174V173H203ZM239 173H237V175H238ZM239 174V175H240ZM245 174V173H244ZM1 175H3V174H1ZM9 175H10V173H9ZM27 175V174H26ZM32 175V174H31ZM52 175V174H51ZM59 175V176H58ZM62 175V174H61ZM68 175V174H67ZM90 175H91V173H90ZM105 175V173L103 174V176ZM112 175V174H111ZM129 175V176H130ZM173 175V174H172ZM189 175V174H188ZM191 175H193V173L191 174ZM254 175V174H253ZM6 176H8V175H6ZM14 176H16V175H14ZM37 176V175H36ZM36 176H34L35 178H36ZM42 176V175H41ZM56 176H58V177H56ZM74 176H76V174H74ZM92 176V175H91ZM95 176V175H94ZM93 176V177H94ZM102 176V175H101ZM113 176V175H112ZM122 176H124V174L122 175ZM127 176V175H126ZM157 176H159V174L157 175ZM177 176V175H176ZM179 176V175H178ZM241 176V177H242ZM10 176H8V178H9ZM13 177V176H12ZM22 177V176H21ZM23 177H25V176H23ZM23 177L21 178L22 180H24L23 179ZM28 177V176H27ZM45 177V176H44ZM44 177H43V179H44ZM47 177V176H46ZM53 177V176H52ZM61 177V176H60ZM59 177V178H60ZM67 177V176H66ZM65 177V178H66ZM105 178H107L106 176H104ZM116 177V176H115ZM117 177H119L118 175H117ZM132 177H135V176H132ZM131 177V178H132ZM180 177V176H179ZM182 177V176H181ZM237 177H240V176H237ZM245 177H249L250 178V176H246L245 175ZM244 177V178H245ZM1 178V177H0ZM6 178V177H5ZM18 178V177H17ZM20 178V177H19ZM31 178H32V176H31ZM47 178H49V177H47ZM62 178V177H61ZM85 178V177H84ZM102 178V177H101ZM113 178V177H112ZM122 178V177H121ZM123 178H125V177H123ZM123 178H122V180H120L119 178H116V181H117V179H119L120 180V182L121 181H123ZM128 178V177H127ZM126 178V179H127ZM130 178V179H131ZM183 178V177H182ZM215 178V177H214ZM226 178V177H225ZM15 179V178H14ZM26 179V178H25ZM34 179V178H33ZM67 179H68V177H67ZM93 179V178H92ZM91 179V180H92ZM114 179V178H113ZM129 179V178H128ZM129 179V180H130ZM133 179V178H132ZM138 179V178H137ZM160 179H161V177H160ZM239 179V178H238ZM238 179H236L237 180V182H239L240 183V180L238 181ZM27 181H28V178L26 179ZM40 180V179H39ZM45 180V179H44ZM48 180V179H47ZM49 180H51V178L49 179ZM57 180V179H56ZM80 180V179H79ZM94 180V179H93ZM96 180V179H95ZM98 180V179H97ZM106 180V179H105ZM118 180V181H119ZM125 180V179H124ZM129 180H128V183H129ZM144 180V179H143ZM168 180V179H167ZM186 180V179H185ZM228 180V179H227ZM243 180V179H242ZM256 180V179H255ZM258 180V179H257ZM256 180V181H257ZM16 180H14V182H15ZM25 181V180H24ZM53 181V180H52ZM58 181H59V179H58ZM60 181H62V180H60ZM84 181V180H83ZM109 181H111V180H109ZM117 181V182H118ZM130 181H132V180H130ZM138 181V180H137ZM234 181V180H233ZM233 181L231 180V182H232V184H233ZM13 182V183H14ZM46 182V181H45ZM55 182V181H54ZM63 182V181H62ZM62 182H58V183H61V185L63 184ZM67 182V181H66ZM91 181H89V183H90ZM95 182V181H94ZM132 182H134V181H132ZM180 182V181H179ZM236 182V181H235ZM243 182V181H242ZM36 183V182H35ZM34 183V184H35ZM46 183H48V182H46ZM46 183H45V185H46ZM52 183V182H51ZM57 183V184H58ZM70 183V182H69ZM114 183V182H113ZM116 183V182H115ZM126 183H127V181H126ZM228 183V182H227ZM239 183H237V185L239 184ZM262 183H264V182H262ZM17 184V183H16ZM18 184H20V183H18ZM33 184V183H32ZM37 184V183H36ZM49 184H50V182H49ZM55 184V183H54ZM55 185V188H56V186H59V185ZM91 184V183H90ZM142 184V183H141ZM140 183H139V185H141ZM193 184H194V182H193ZM228 184H230V183H228ZM3 185V184H2ZM13 185V184H12ZM14 185H15V183H14ZM31 185V184H30ZM29 185V186H30ZM67 186H68V183L66 184ZM70 185H72L71 183H70ZM77 185V184H76ZM85 185H87V184H85ZM89 185V184H88ZM87 185V186H88ZM119 185V184H118ZM117 185V186H118ZM121 185V184H120ZM129 185V184H128ZM136 185V184H135ZM184 185V184H183ZM236 185V184H235ZM235 185H233V186H235ZM243 185V184H242ZM241 185V186H242ZM254 185V184H253ZM1 186V185H0ZM7 186H10V185H7ZM16 186H18V185H16ZM15 186V188H17V191H18V187H16ZM28 186V185H27ZM28 186V187H29ZM37 186V185H36ZM52 186H53V184H52ZM52 186H51V188H52ZM111 186V185H110ZM112 186H113V184H112ZM124 185H122V187H123ZM132 186V185H131ZM138 186V185H137ZM160 186V185H159ZM158 186V187H159ZM225 186V185H224ZM241 186H240V188L239 189H241ZM244 186H246V184L244 185ZM3 187H5V186H3ZM23 187L24 186H22V189H23ZM31 187V186H30ZM48 187H50L49 185H48ZM54 187V186H53ZM62 187H64V186H62ZM83 187V186H82ZM91 187V186H90ZM92 187H93V185H92ZM101 187V186H100ZM114 187V186H113ZM112 187V188H113ZM116 187V186H115ZM130 187V186H129ZM127 187L128 189L127 190H129V189H132V187ZM161 187V186H160ZM162 187H163V185H162ZM165 187V186H164ZM207 187V186H206ZM228 187H229V185H228ZM230 187H232L231 186V184H230ZM236 187V186H235ZM253 187H255V186H253ZM13 188H14V186H13ZM13 188L11 187V189L13 190ZM37 188V187H36ZM86 188V187H85ZM88 188V187H87ZM107 188V187H106ZM168 188V187H167ZM192 188V187H191ZM203 188V187H202ZM205 188V187H204ZM210 188V187H209ZM225 188H227V187H225ZM234 188V187H233ZM237 188V187H236ZM246 188H248V186L247 187H245V193H246ZM264 188V187H263ZM0 189H1V187H0ZM8 189H9V187H8ZM8 189L6 190L7 192H8ZM32 189V188H31ZM35 189V188H34ZM46 189H47V187H46ZM49 189V188H48ZM52 189H54V188H52ZM57 189V188H56ZM59 189V188H58ZM61 189V188H60ZM63 189V188H62ZM61 189V190H62ZM66 189V188H65ZM65 189H64V191H65ZM68 189H70V188H68ZM74 189V188H73ZM76 189H77V187H76ZM75 189V190H76ZM80 189H81V186H80ZM101 189V188H100ZM113 189H115V188H113ZM112 189V190H113ZM119 189V188H118ZM122 189H124L125 190V188H122ZM122 189H121V191H122ZM216 189V188H215ZM238 189V188H237ZM236 189V190H237ZM262 189V188H261ZM261 189H260V192L259 193H261L262 191H261ZM15 190V189H14ZM30 190V189H29ZM61 190H59V191H61ZM91 190H92V188H91ZM95 190V189H94ZM103 190V189H102ZM108 190H109V188H108ZM108 190H106V191H108ZM123 190V191H124ZM126 190V191H127ZM205 190H206V188H205ZM232 190V189H231ZM248 190V189H247ZM251 190V189H250ZM5 191V192H6ZM22 191V190H21ZM38 191H41V189L40 190H38ZM48 191V190H47ZM50 191V190H49ZM54 191V190H53ZM59 191L57 190V192H58V194H59ZM71 191V190H70ZM78 192H79V190H77ZM84 191V190H83ZM90 190H89V188H88V192H89ZM118 191H120V190H118ZM118 191H116V193H118ZM120 191V192H121ZM133 191V190H132ZM130 192L129 191V193H133V192ZM161 191H163V190H161ZM197 191H198V189H197ZM200 191V190H199ZM204 191V190H203ZM224 191V190H223ZM229 191H230V189H229ZM229 191H228V193H229ZM9 192H10V190H9ZM16 192V191H15ZM25 191H23V193H24ZM29 192V191H28ZM30 192H33V191H30ZM42 192V191H41ZM54 192H56V191H54ZM72 192V191H71ZM78 192H77V195H79V197H78V199L79 198H81L80 197V195L83 193V192H81L80 191V193L81 194H78ZM96 192V191H95ZM100 192H101V190H100ZM103 192V191H102ZM101 192V193H102ZM109 192V191H108ZM120 192H119V195H120ZM187 192H188V190H187ZM192 192V191H191ZM202 192V191H201ZM201 192H199V194L201 193ZM206 192V191H205ZM237 192V191H236ZM241 192V191H240ZM10 193H12V192H10ZM14 193V192H13ZM49 193H51V191L49 192ZM49 193H48V196H51V195H49ZM114 193V192H113ZM124 193V192H123ZM189 193H190V191H189ZM209 193V191L206 193V194H204V192L202 193V194H204V196H205V198L206 197H208V194ZM224 193H226V191L224 192ZM227 193V194H228ZM244 193V194H245ZM252 193V192H251ZM254 193V192H253ZM2 194V193H1ZM7 194V193H6ZM9 194V193H8ZM7 194V195H8ZM19 194H21V193H19ZM24 194H26V193H24ZM42 194V193H41ZM45 194H46V192H45ZM44 194V195H45ZM55 194V193H54ZM69 194V193H68ZM72 194H74V193H72ZM76 194V193H75ZM106 194H108V193H106ZM112 193L110 192V197L112 196L111 195ZM163 194V193H162ZM219 194L220 195H222L220 192H219ZM237 194H239L238 192H237ZM246 194H248V192L246 193ZM246 194H245V196H246ZM256 195L258 194V193H255ZM254 194V195H255ZM11 195V194H10ZM15 195V194H14ZM17 195V194H16ZM37 195V194H36ZM36 195H33L34 197H36ZM60 195H61V192H60ZM83 195H87V193H85V194H83ZM90 194H88V196H89ZM123 194L121 193V195L120 196H122ZM124 195H125V193H124ZM215 195V194H214ZM224 195V194H223ZM226 195V194H225ZM234 195H235V193H234ZM240 195V194H239ZM239 195H238V197H239ZM250 194H248V196H249ZM253 194H252V196H254ZM12 196V198H14L13 197V194L11 195ZM21 196V199H22V194L20 195ZM30 196H31V194H30ZM40 196V195H39ZM38 196V197H39ZM43 196V195H42ZM47 196V197H48ZM56 196H58L59 197V195H57L56 194ZM63 196H64V194H63ZM72 196V195H71ZM71 196L69 197L70 198V201H71ZM74 196H76V195H74ZM73 196V197H74ZM82 196V195H81ZM117 196V195H116ZM126 196V195H125ZM137 196V195H136ZM135 196V197H136ZM201 196V195H200ZM210 197H211V195H209ZM227 196H229V195H227ZM236 196V195H235ZM241 196V195H240ZM243 197V198H247V197ZM258 196H260V195H258ZM8 197V196H7ZM61 197H62V195H61ZM68 197V196H67ZM84 197V196H83ZM97 197V196H96ZM103 197V196H102ZM104 197H107V195H105ZM115 197V196H114ZM128 197V196H127ZM169 197V196H168ZM196 197H197V194H196ZM202 197V196H201ZM216 197V196H215ZM222 197V196H221ZM224 197V196H223ZM230 197V196H229ZM255 197V196H254ZM16 198V197H15ZM18 198V197H17ZM54 198H56V197H54ZM60 198V197H59ZM85 198V197H84ZM84 198H82V200L84 199ZM95 198V197H94ZM94 198H92L93 200H94ZM107 198H109V197H107ZM107 198H106V200H107ZM113 198V197H112ZM117 198V197H116ZM115 198V199H116ZM126 198V197H125ZM124 198V196H123V199L122 200H124L125 199ZM149 198V197H148ZM173 198V197H172ZM178 198V197H177ZM185 198V197H184ZM204 198V199H205ZM212 198H213V200H215L214 199V197H213V195H212ZM218 198H219V196H218ZM218 198L216 199V200H218ZM232 198V197H231ZM233 198L235 199V197L233 196ZM243 198H241V199H243ZM253 198V197H252ZM256 198V200L258 199L257 197H255ZM1 199V198H0ZM3 199H5V198H3ZM30 199V198H29ZM33 199V198H32ZM31 199V200H32ZM36 199V198H35ZM38 199V198H37ZM36 199V200H37ZM43 199V198H42ZM45 199V198H44ZM74 199H75V197H74ZM77 199V198H76ZM91 198H90V200H92ZM120 198H118V200H119ZM127 199V198H126ZM181 199V198H180ZM194 199V198H193ZM196 199V198H195ZM199 199H200V197H199ZM202 199H203V197H202ZM202 199H200V200H202ZM204 199H203V201H204ZM226 199L228 200L229 198L228 197H226ZM225 199V200H226ZM250 199V198H249ZM262 199V198H261ZM261 199H258V201L259 200H261ZM7 200V199H6ZM11 200V199H10ZM13 200V199H12ZM12 200H11V203H12ZM35 200V201H36ZM39 200V199H38ZM47 200V199H46ZM48 200H51L52 201V199H50V198H48ZM53 200H55V199H53ZM59 200V199H58ZM63 200V199H62ZM66 200V199H65ZM64 200V201H65ZM82 200H80L81 202H84V203H86V201H82ZM88 200V199H87ZM97 200V199H96ZM183 200V199H182ZM198 200V199H197ZM210 200V199H209ZM208 200V202H210ZM215 200V201H216ZM227 200H226V202L225 201H222V202H225V203H227ZM231 200V199H230ZM245 200V199H244ZM18 201H20V198L18 199ZM24 201V200H23ZM26 201V200H25ZM45 201V200H44ZM67 202L69 201V200H66ZM69 201V202H70ZM78 201V200H77ZM76 201V202H77ZM104 201V200H103ZM115 201L116 200H114L113 201V206H115ZM128 201H129V199H128ZM136 201V200H135ZM176 201V199L173 201L174 203H176L175 202ZM178 202H179V200H177ZM186 201H188V200H186ZM190 201H192V200H190ZM189 201V202H190ZM196 201V200H195ZM194 200H193V202H195ZM211 201H212V199H211ZM219 201H221V198H220V200ZM218 201V202H219ZM232 201V200H231ZM236 201H238L237 199H236ZM250 201L251 200H249V203H250ZM253 202H254V200H252ZM264 201V200H263ZM8 202V201H7ZM16 202V199H15V201H14V203L13 204H15V206H13V208L14 207H16V204L17 203H15ZM26 202H28V201H26ZM30 202V201H29ZM42 202V201H41ZM46 202V201H45ZM75 202V203H76ZM87 202H89V201H87ZM96 202V201H95ZM95 202H91V203H94L95 204ZM126 201H124V204H126L125 203ZM157 202H158V200H157ZM172 202V203H173ZM177 202V203H178ZM181 202V204H182V201H180ZM188 202V203H189ZM193 202H191V204L193 203ZM199 202V201H198ZM229 202V201H228ZM234 202V201H233ZM233 202H231V203H233ZM246 204L248 203L247 201H244ZM243 202V203H244ZM1 203V202H0ZM6 203V202H5ZM52 203H54V202H52ZM58 203V202H57ZM56 202L54 203V204H57ZM62 203V202H61ZM71 203H73L74 204V201H72ZM105 203H106V201H105ZM112 202H110L109 204H111ZM116 206L118 205V203H120V202H117L116 201ZM123 203V202H122ZM173 203V204H174ZM187 203V202H186ZM201 203V202H200ZM220 203V202H219ZM230 203V202H229ZM229 203H227V204H229ZM230 203V204H231ZM237 203H239V202H237ZM242 203V204H243ZM263 203V202H262ZM8 204V203H7ZM12 204V205H13ZM25 203H23V205H24ZM27 204V203H26ZM32 204V203H31ZM53 204V205H54ZM72 204V205H73ZM104 204V203H103ZM107 204H108V202H107ZM108 204V205H109ZM130 204V203H129ZM128 204V205H129ZM137 204L138 205H140L141 203H139V201L137 202ZM195 204V203H194ZM202 204V203H201ZM205 204H206V201H205ZM261 204V203H260ZM3 205H5V204H3ZM9 205V208H10V204H8ZM38 205V204H37ZM40 205H41V203H40ZM49 205H51V203H49ZM52 205V206H53ZM66 205V203H64L63 204V206H65ZM76 206L78 205L77 203L75 204ZM97 205V204H96ZM98 205L99 206H101L99 203H98ZM97 205V206H98ZM122 205V204H121ZM121 205H120V207H121ZM132 205V204H131ZM175 205V204H174ZM203 205V204H202ZM212 205V204H211ZM223 205V204H222ZM245 205V204H244ZM254 205V204H253ZM252 205V206H253ZM7 206V205H6ZM39 206V205H38ZM51 206V210H53L54 208ZM57 206H58V204H57ZM61 206V205H60ZM81 206H82V204H81ZM80 206V207H81ZM111 206V205H110ZM113 206H112V208H113ZM154 206V205H153ZM206 206H208V205H206ZM204 207V208H207V207ZM209 206H210V204H209ZM239 206V205H238ZM264 206V205H263ZM263 206H261L262 208H263ZM0 207H2V206H0ZM3 207H5V206H3ZM19 207L21 208V206H20V204H19ZM25 207V206H24ZM54 207H55V205H54ZM66 208H67V206H65ZM74 207V206H73ZM73 207H71V208H73ZM83 207V206H82ZM86 207V206H85ZM88 207H90V206H88ZM103 207V206H102ZM105 207V206H104ZM103 207V208H104ZM107 207V206H106ZM119 207V208H120ZM128 207V206H127ZM172 208L174 207L173 205L171 206ZM188 207V206H187ZM194 207V206H193ZM198 207H200V206H197V208ZM211 207V206H210ZM212 207H214V205H212ZM219 207V206H218ZM233 207V206H232ZM236 207V206H235ZM241 207V206H240ZM239 207V208H240ZM242 207H243V205H242ZM242 207H241V209H242ZM251 207V206H250ZM254 207V206H253ZM255 207H257L256 205H255ZM261 207H260V209H261ZM12 208V207H11ZM26 208V210L29 208H27V207H25ZM32 208V207H31ZM30 208V209H31ZM49 208V207H48ZM53 208V209H52ZM60 207L58 206V208L57 209H59ZM65 208V209H66ZM69 208V207H68ZM71 208H69V209H71ZM87 208V207H86ZM91 208V207H90ZM96 208V207H95ZM108 208V207H107ZM111 208V207H110ZM119 208H115V209H119ZM123 208V207H122ZM135 208V207H134ZM137 208V207H136ZM176 207H174V209H175ZM186 208V207H185ZM189 208V207H188ZM202 208V207H201ZM227 208V207H226ZM7 209H8V207H7ZM6 209V210H7ZM15 209V208H14ZM42 209V208H41ZM45 209H46V206H45ZM50 209V208H49ZM64 209V208H63ZM88 209V208H87ZM87 209H84V210H87ZM98 209H100V208H98ZM98 209H96L97 210V212H98ZM105 210H106V208H104ZM124 209V208H123ZM123 209H121V210H123ZM126 209V208H125ZM141 209H143V207H141ZM145 209V208H144ZM191 209V211L193 212V213H200L199 212V210L198 211H196V210H192V208H190ZM225 209V208H224ZM228 209V208H227ZM256 209V208H255ZM264 209V208H263ZM9 210V209H8ZM7 210V211H8ZM25 210V209H24ZM25 210V211H26ZM29 210V209H28ZM27 210V211H28ZM54 210H56V209H54ZM60 210V209H59ZM78 210H80V209H78ZM89 210V209H88ZM91 210H92V208H91ZM90 210V211H91ZM94 210V209H93ZM149 210V209H148ZM189 210V209H188ZM188 210H186L187 212H190V211H188ZM202 210V209H201ZM208 210H209V207H208ZM231 210V209H230ZM240 210V209H239ZM31 211H33V208L31 209ZM42 211H44L43 209H42ZM48 211V210H47ZM67 210H65V212H66ZM69 211V210H68ZM67 211V213H69ZM73 211H75V212H73ZM100 211V213H101V209L99 210ZM108 211H111V209L110 210H108ZM120 211V210H119ZM127 211H129V210H127ZM138 211V210H137ZM163 211L164 212H166L165 211V208L163 209ZM186 211H185V214H188L189 215V213H186ZM196 211V212H195ZM233 211V210H232ZM241 211V210H240ZM256 211H257V209H256ZM259 211V210H258ZM261 211H262V209H261ZM260 211V212H261ZM3 212H5V210H3ZM9 212H10V210H9ZM45 212H46V210H45ZM61 212V215H62V211H60ZM60 212H59V214H60ZM71 212H73V213H76V210L74 209V210H71ZM71 212H70V214H71ZM95 212V211H94ZM106 212H107V210H106ZM122 212V211H121ZM123 212H125L124 210H123ZM160 212V211H159ZM201 212H203V211H201ZM212 212V211H211ZM251 212H253V211H251ZM250 212V213H251ZM2 213V212H1ZM81 213H82V211H81ZM81 213L80 214H78L79 216H81ZM86 213V212H85ZM88 213V212H87ZM108 213H110V212H107V214ZM130 213H131V209H130ZM129 213V214H130ZM213 213V212H212ZM210 214V216L209 217H211V216H213V214ZM218 213H220L219 212V210H218ZM237 213V212H236ZM264 213V212H263ZM8 214V213H7ZM32 214V213H31ZM30 214V215H31ZM46 214H48V213H46ZM46 214H45V217H47L46 216ZM51 214V213H50ZM83 214V213H82ZM101 214H103V213H101ZM107 214H105L103 217H104V219H105V217H106V219L108 218H110V217H107ZM115 214L117 215L118 213L117 212H115ZM204 214H206V212L204 211ZM215 214V213H214ZM222 214H223V212L221 213V216H222ZM239 213H237V215H238ZM244 214V213H243ZM253 214V213H252ZM260 215H262L261 213H259ZM3 215V214H2ZM15 214H13L12 216H14ZM51 215H54V216H56V214H51ZM64 215V214H63ZM62 215V216H63ZM76 216H78L77 214H75ZM96 215V214H95ZM109 215V214H108ZM111 215H112V213H111ZM115 215V216H116ZM120 215L122 216L123 214H121L120 213ZM126 215H127V213H126ZM125 215V216H126ZM134 215V214H133ZM132 215V216H133ZM164 215V214H163ZM193 215V214H192ZM207 215V214H206ZM208 215H209V213H208ZM217 215H219V214H217ZM248 215H250V214H248ZM258 215V214H257ZM257 215H256V217H257ZM22 216V215H21ZM36 216V215H35ZM62 216H61V218H62ZM71 216V215H70ZM85 216V215H84ZM89 216V215H88ZM98 216V215H97ZM101 216V215H100ZM114 216V215H113ZM118 216L119 215H117V217L116 218H118ZM120 216V217H121ZM131 216V217H132ZM136 216V215H135ZM146 216V215H145ZM182 216V215H181ZM196 216H197V214H196ZM199 216H201V215H199ZM216 216V215H215ZM240 216V215H239ZM244 216V215H243ZM246 216V215H245ZM252 216V215H251ZM250 216V217H251ZM263 216V219H264V215H262ZM31 217H34V216H32L31 215ZM52 217V216H51ZM73 217H74V214H73ZM82 217V216H81ZM91 217H93V215L91 216ZM96 217V216H95ZM102 217V216H101ZM126 217H128V216H126ZM130 217V216H129ZM138 217H139V215H138ZM141 217V216H140ZM162 216H160V218H161ZM164 217V216H163ZM183 217V216H182ZM182 217H181V220H182ZM184 217H186V215L184 216ZM194 217V216H193ZM193 217H191V218H193ZM198 217V216H197ZM218 217V216H217ZM223 217V216H222ZM221 217V218H222ZM237 217V216H236ZM249 217V216H248ZM18 218V217H17ZM22 218V217H21ZM36 218V217H35ZM60 218V219H61ZM64 218V217H63ZM66 218H68V215L66 216ZM66 218H64V221H63V219L62 220H60L62 223H61V225L65 222V220H66ZM84 217H82L81 219L82 220H84V222H85V220L86 219H83ZM99 218V217H98ZM98 218H96V219H98ZM116 218H115V221H118V220H116ZM122 218H124V216H122ZM137 218V217H136ZM145 218V217H144ZM157 218V217H156ZM190 218V217H189ZM189 218H187V220L189 221ZM206 218V217H205ZM221 218H219L220 219V221H221ZM242 218V217H241ZM240 218V219H241ZM247 217H245V219H246ZM6 219V218H5ZM9 219L11 220V217H9ZM8 219V220H9ZM52 219V218H51ZM51 219H49V220H51ZM54 219H55V217H54ZM58 219V218H57ZM68 219H72L73 220V218L71 217V218H68ZM67 219V220H68ZM90 219V218H89ZM119 219V218H118ZM133 220H134V218H132ZM139 219V218H138ZM137 219V220H138ZM142 219V218H141ZM164 219H165V217H164ZM178 219V218H177ZM211 219L212 220H215L216 218H212L211 217ZM224 220H226V218H223ZM232 219H234V218H232ZM235 219H237V218H235ZM252 219V218H251ZM250 219V221H252ZM262 219V220H263ZM1 220V219H0ZM15 220V219H14ZM17 220V219H16ZM15 220V221H16ZM22 220V219H21ZM39 220V219H38ZM53 220V219H52ZM51 220V221H52ZM77 220H79V219H76V221ZM113 218H111V222H113ZM121 220V219H120ZM125 219H123V221H124ZM127 220H128V218H127ZM146 220H147V218H146ZM156 220H158V218L156 219ZM163 220V219H162ZM186 220V221H187ZM237 220H239V218L237 219ZM255 220V219H254ZM2 221H3V219H2ZM15 221H13V223H15ZM31 221H32V219H31ZM41 221V220H40ZM69 221V220H68ZM74 221V220H73ZM80 221V220H79ZM91 221H95V220H92L91 219ZM98 221V220H97ZM102 221V220H101ZM122 220H121V222H123ZM126 221V220H125ZM124 221V222H125ZM165 221V220H164ZM164 221H162V222H164ZM178 221V220H177ZM227 221H229V220H227ZM244 221V220H243ZM245 221H247V220H245ZM257 221H258V219H257ZM261 221V220H260ZM9 222V221H8ZM18 222H20V221H18ZM18 222H16V225L18 224ZM24 223H26V221H23ZM46 222V220L44 221V223ZM48 222V221H47ZM47 222H46V224H47ZM50 222V221H49ZM75 222V221H74ZM87 222H88V220H87ZM96 222V221H95ZM105 222H108L107 220H105ZM111 222H108L109 224L111 223ZM128 222V221H127ZM126 222V223H127ZM130 222V221H129ZM129 222H128V224H129ZM131 222H132V220H131ZM172 222V221H171ZM180 222V221H179ZM198 222H199V220H198ZM213 222V221H212ZM222 222V221H221ZM230 222V221H229ZM233 222V221H232ZM248 222H249V220H248ZM253 223H251V224H254L255 222H256V220H255V222L254 221H252ZM12 223V224H13ZM37 223V222H36ZM50 223H52V222H50ZM77 223H79L78 221H77ZM81 223V222H80ZM98 222H96V224H97ZM114 223V222H113ZM134 223V222H133ZM146 223V222H145ZM170 223V222H169ZM168 221H167V224L165 223V225H167V227H168ZM181 223V222H180ZM195 223V222H194ZM214 223V222H213ZM215 223H218V222H215ZM220 223V222H219ZM218 223V224H219ZM244 224H243V226L246 224V227L245 228H247V224L248 223H245V222H243ZM7 224V223H6ZM8 224H10V223H8ZM7 224V225H8ZM11 224V225H12ZM35 223H33V225H34ZM65 224V223H64ZM76 223H74V226H76L75 225ZM92 224H94V223H92ZM119 225H121L120 223H118ZM138 224V223H137ZM141 224V223H140ZM171 224V223H170ZM176 224H177V222H176ZM192 224V223H191ZM202 224L204 225V224H206V223H203L202 222ZM225 224V223H224ZM224 224H223V226H224ZM239 224V225H238ZM237 225L238 226H241L242 224L241 223H238ZM241 224V225H240ZM5 226V228L6 227H8V226ZM19 225V224H18ZM28 225V224H27ZM30 225V224H29ZM39 225V224H38ZM42 225H45V224H43V222H42ZM79 225V224H78ZM89 225V224H88ZM87 225V227H90V226H88ZM99 225V224H98ZM111 225H112V223H111ZM161 224H159V226H160ZM178 225V224H177ZM181 225V224H180ZM186 225H187V223H186ZM189 225H190V221H189ZM196 225V224H195ZM227 224H225V226H226ZM232 224H230L229 226H231ZM234 225V224H233ZM23 226H25V225H23ZM51 226V225H50ZM54 226V225H53ZM64 226H66V224L64 225ZM64 226H62V230H63V228H64ZM69 226H71L70 224H69ZM79 226H84V224L83 225H79ZM101 226V225H100ZM105 226H106V223H105ZM108 226V225H107ZM110 226V225H109ZM133 226H134V224H133ZM139 226V225H138ZM170 226V225H169ZM172 226V225H171ZM191 226V225H190ZM199 226V225H198ZM208 226V225H207ZM211 226V225H210ZM223 226H222V228H223ZM228 226V225H227ZM235 226V225H234ZM238 226L237 227H235V229L236 230H239L238 229ZM249 226V225H248ZM254 226H255V224H254ZM20 227H21V225H20ZM30 227V226H29ZM29 227H28V229H29ZM34 227V226H33ZM32 227V228H33ZM40 227H41V225H40ZM46 227H47V225H46ZM72 227V226H71ZM71 227H70V230H72L71 229ZM92 227L94 228V227H97V226H94V225H92ZM101 227H103V226H101ZM100 227V228H101ZM114 227H116V223H114ZM130 227H131V224H130ZM129 227V228H130ZM143 227H144V225H143ZM193 227V226H192ZM191 227V228H192ZM200 227V226H199ZM214 227V226H213ZM215 227H216V225H215ZM243 227V229H245ZM13 228H14V230H15V228H16V226L14 227L13 226ZM12 228V229H13ZM23 227H21V229H22ZM36 228V227H35ZM42 228V227H41ZM56 228H59L58 227V225L56 224ZM78 228V226L76 227V229ZM81 228V227H80ZM93 228H92V230H93ZM98 228V227H97ZM107 228V227H106ZM105 227H104V229H106ZM108 228H111V227H108ZM117 228H119V227H116V229L115 230H117ZM122 228V227H121ZM121 228L119 229V230H121ZM124 229L126 228V226L124 225V227H123ZM123 228H122V230H123ZM142 228V227H141ZM141 228H139V229H141ZM150 228H152V227H150ZM160 228H162L161 226H160ZM159 228V229H160ZM184 228H185V226H184ZM206 228V227H205ZM232 228V231H233V227H231ZM242 228V226L240 227V229ZM250 228H251V226H250ZM11 229V232H13L14 230H12ZM23 229H25V228H23ZM22 229V230H23ZM51 229H53V227L51 228ZM54 229H55V226H54ZM86 229V228H85ZM102 229V228H101ZM114 229V228H113ZM113 229H111V230H113ZM143 229V228H142ZM181 230H182V228H180ZM249 229V228H248ZM261 229V228H260ZM30 230V229H29ZM36 230H37V233L38 232H40V231H42V230H39L38 231V229L36 228ZM66 230H68V228L66 229ZM65 229H64V231H66ZM78 230V229H77ZM90 230V229H89ZM96 230V229H95ZM121 230V231H122ZM126 230L128 231V230H131V229H127L126 228ZM145 230H147V231H149L148 229H146L145 228ZM160 230H166V229H160ZM178 230V229H177ZM186 230V229H185ZM184 230V231H185ZM215 231H216V229H214ZM224 230H226V228L224 229L223 228V230H220V231H224ZM236 230H235V232H236ZM246 230V229H245ZM244 230V231H245ZM7 231V230H6ZM6 231H1V237H3V235H2V233H7ZM28 231V230H27ZM35 231V230H34ZM34 231H32L31 233L33 234L34 233ZM53 231H55V230H53ZM58 231H59V229H58ZM63 231V232H64ZM81 231H82V228H81ZM87 231V230H86ZM100 231V230H99ZM103 231H105V230H103ZM153 231V230H152ZM155 231V230H154ZM158 232H159V230H157ZM156 231V232H157ZM188 231V230H187ZM189 231H190V229H189ZM210 231H212L211 230V228H210ZM219 231V232H220ZM261 231V230H260ZM9 232V231H8ZM45 232V231H44ZM50 232V231H49ZM48 232V233H49ZM88 232V235H89V233H91V235L90 236H93V234H95V232L92 234V232L90 231H87ZM112 232H114V231H112ZM120 232V231H119ZM122 232H125L126 233V231H122ZM141 232H142V230H141ZM161 232V231H160ZM198 232H200V234L201 233H203L204 232V229L202 230V232L201 231H199L198 230ZM209 232V231H208ZM237 232H240V230L239 231H237ZM236 232V233H237ZM19 233H21V230H20V232ZM29 233H30V231H29ZM70 233V232H69ZM76 233V232H75ZM86 233V232H85ZM99 233H101V232H99ZM137 233H139L138 232V230H137ZM143 234H144V232H142ZM165 233V232H164ZM221 233V232H220ZM231 233V232H230ZM232 233H234V232H232ZM8 234V233H7ZM7 234L5 235V237L7 236ZM27 234V233H26ZM60 234H61V232H60ZM59 234V235H60ZM64 234V233H63ZM65 234H68V232L66 233L65 232ZM65 234L64 235H62V236H65ZM78 234V233H77ZM82 234V233H81ZM81 234H79V236L81 235ZM83 234H84V231H83ZM97 234V233H96ZM114 234V233H113ZM118 234V233H117ZM128 234H130L129 233V231H128ZM131 234H133V233H131ZM148 234V233H147ZM151 233H149L148 234V236H152V235H150ZM156 234V233H155ZM154 234V235H155ZM174 234H175V232H174ZM183 234V233H182ZM189 234V233H188ZM199 234V233H198ZM204 234H205V232H204ZM209 234V233H208ZM213 234V233H212ZM223 234H224V232H223ZM15 235H17V234H15ZM14 235V236H15ZM22 235V234H21ZM40 235V234H39ZM50 235V234H49ZM53 235L55 236V234H53L52 233V237H53ZM72 235V234H71ZM86 235H87V233H86ZM85 235V237H88V236H86ZM103 235V234H102ZM108 235V234H107ZM106 235V236H107ZM116 235V234H115ZM124 235V234H123ZM135 235H136V232H135ZM139 235V234H138ZM137 235V236H138ZM165 235V234H164ZM173 235V234H172ZM190 235H191V233H190ZM189 235V236H190ZM192 235H196V232H195V234H193L192 233ZM191 235V236H192ZM222 235V234H221ZM11 236V235H10ZM13 236V235H12ZM32 236V235H31ZM43 236H45L44 234H43ZM70 236V235H69ZM73 236H75V235H73ZM73 236H71V237H73ZM81 236H83V235H81ZM95 236V235H94ZM93 236V237H94ZM105 236V238L104 239H106L108 236V238H110V236L112 237H114V235H108L107 237ZM119 235H117V237H118ZM124 236H126V235H124ZM132 236V238H136V239H138L137 237H135V236H133V235H131ZM139 236H141V233H140V235ZM144 236H145V234L143 235V238H140V239H146V238H144ZM169 236H170V234H169ZM168 236V237H169ZM178 237L180 236L181 237V235H177ZM176 236V237H177ZM186 236V235H185ZM187 237V238H190V237ZM197 236V238L196 239H198V237H201V235H196ZM203 236V235H202ZM228 236H230V235H228ZM232 236V235H231ZM8 237H9V235H8ZM18 237H19V235H18ZM17 237V239H19ZM22 237V236H21ZM28 237V236H27ZM30 237V236H29ZM51 237V236H50ZM57 237V236H56ZM70 237V238H71ZM84 237V238H85ZM102 236H100V238H101ZM103 237H104V235H103ZM116 237V236H115ZM142 237V236H141ZM147 237V236H146ZM150 237H148L146 240H148V239H150ZM162 237V236H161ZM161 237L159 238V239H161ZM172 237V236H171ZM175 236L173 237V238H176ZM177 237V238H178ZM205 237V236H204ZM257 237V236H256ZM10 238V237H9ZM8 238V239H9ZM12 238V237H11ZM11 238H10V240H11ZM38 238H39V236H38ZM43 238V237H42ZM60 238V237H59ZM65 238H66V236H65ZM76 238V237H75ZM128 238V237H127ZM126 238V239H127ZM195 238V237H194ZM250 238V237H249ZM259 239L260 238H262L261 237V234L259 233V237H258ZM7 239V240H8ZM13 239V238H12ZM23 239V238H22ZM57 239V238H56ZM54 240V241H56L57 242V240ZM61 239V238H60ZM60 239H59V241H60ZM89 240H90V238H88ZM98 239V238H97ZM126 239H125V237H124V244L126 245L127 243H126ZM129 239H130V237H129ZM133 239V240H134ZM165 239V238H164ZM172 238H170V240H171ZM192 239H193V237H192ZM200 240H202V238H199ZM247 239V238H246ZM252 239V238H251ZM3 240H5V239H3ZM27 240V239H26ZM68 240V239H67ZM66 240V241H67ZM101 240H102V238H101ZM110 240V239H109ZM120 240H121V238H120ZM131 240V239H130ZM154 240V239H153ZM180 240V239H179ZM184 240V239H183ZM186 240V239H185ZM187 240H189V239H187ZM253 240V239H252ZM2 241V240H1ZM21 241V240H20ZM29 241V240H28ZM31 241V240H30ZM29 241V242H30ZM62 241H63V239H62ZM61 241V243L60 244H64V241L62 242ZM65 241V242H66ZM99 242H101L100 240H98ZM97 241V242H98ZM111 241V240H110ZM110 241L108 242L107 240L106 241H103V243L104 242H108V245H110L109 243H110ZM122 241H123V239H122ZM127 241H129V240H127ZM137 241H139V240H137ZM137 241L135 242V243H137ZM163 241V240H162ZM173 241V240H172ZM190 242H191V240H189ZM194 241H196V240H194ZM227 241H229L228 239H227ZM240 241H241V239H240ZM254 241V240H253ZM7 242V241H6ZM31 242H33V241H31ZM30 242V243H31ZM46 242V241H45ZM44 242V243H45ZM74 242V244H75V241H73ZM73 242H72V244H73ZM76 242H78V241H76ZM96 242V243H97ZM98 242V246H100L99 243ZM114 242V241H113ZM142 242V241H141ZM163 242H166V240L165 241H163ZM180 242V241H179ZM183 242V241H182ZM215 242H217V241H215ZM245 242H246V240H245ZM256 242H258L257 240H256ZM262 242V241H261ZM14 243H15V241H14ZM17 243H20V242H17ZM25 243H26V241H25ZM67 243V242H66ZM68 243H70V240H68ZM80 243H82V242H80ZM91 243H95V242H91ZM95 243V244H96ZM118 243H120V246H122V243L119 241ZM129 243V242H128ZM134 242H132V244H133ZM134 243V244H135ZM172 243V242H171ZM173 243H174V241H173ZM192 243V242H191ZM243 243H244V241H243ZM33 244V243H32ZM37 244V243H36ZM35 244V245H36ZM70 245V244H68L70 247L71 246H73V245ZM77 244V243H76ZM84 244H86V242L84 241ZM147 244V243H146ZM145 244V245H146ZM149 244V243H148ZM162 244V243H161ZM166 245L168 244V243H165ZM165 244H164V246H165ZM184 244V243H183ZM196 244V243H195ZM251 244H252V241H251ZM10 245V244H9ZM25 245V248H26V244H24ZM77 245H79V246H81L79 243L77 244ZM104 245V244H103ZM112 245V244H111ZM110 245V247H112ZM128 245V244H127ZM126 245V246H127ZM137 245V244H136ZM144 245V244H143ZM169 245V244H168ZM167 245V246H168ZM171 245V244H170ZM189 245V244H188ZM187 245V246H188ZM197 245V244H196ZM29 246V245H28ZM56 246V245H55ZM54 246V247H55ZM93 246V245H92ZM97 246V247H98ZM102 246V245H101ZM105 246V245H104ZM148 246V245H147ZM150 246L151 245H149V247L148 248H150ZM162 246V245H161ZM204 246V245H203ZM0 247L2 248V245L0 244ZM3 247H5V246H3ZM7 247H8V245H7ZM12 247V246H11ZM17 247V246H16ZM21 247V246H20ZM23 247V246H22ZM54 247H53V249H54ZM93 247H95V246H93ZM117 247V246H116ZM119 247V246H118ZM144 248H145V246H143ZM217 247V246H216ZM234 247H236V246H234ZM0 248V249H1ZM9 248H10V246H9ZM19 248V247H18ZM30 248V247H29ZM31 248H33V247H31ZM47 248V247H46ZM51 248V247H50ZM56 248H58L59 249V247L57 246ZM66 248V247H65ZM71 248H75V247H71ZM84 248H86V247H84ZM99 248V247H98ZM106 248L107 247H105L103 250H105V251H107L106 250ZM141 248V247H140ZM155 248V247H154ZM161 248V247H160ZM164 248V247H163ZM162 248V249H163ZM165 248H166V246H165ZM179 248V247H178ZM187 248H189L190 249V245H189V247H187ZM186 248V249H187ZM195 248V247H194ZM238 248V247H237ZM244 248H246L245 246H244ZM250 248V247H249ZM7 249V248H6ZM20 249V248H19ZM18 249V250H19ZM22 249V248H21ZM36 250H37V247L35 248ZM39 249H40V247H39ZM44 250H45V248H43ZM96 249V248H95ZM101 249V248H100ZM118 249V248H117ZM128 249H132V248H128ZM169 249V248H168ZM193 249V248H192ZM221 249H222V247H221ZM238 249H240V248H238ZM242 249V248H241ZM252 249V248H251ZM11 250V249H10ZM14 250V249H13ZM34 250V249H33ZM61 250H62V248H61ZM63 250H64V248H63ZM68 250V249H67ZM72 250L73 249H71V254L69 255L70 257H71V255H73L72 253ZM88 251H89V248L87 249ZM103 250H101V251H103ZM150 250L152 251V250H154V249H152V247L150 248ZM149 249H148V251H150ZM180 250V249H179ZM182 250V249H181ZM196 250V249H195ZM194 249H193V252L195 251ZM234 250V249H233ZM233 250H232V252L231 253H233ZM255 250H256V248H255ZM7 251V250H6ZM28 251V250H27ZM31 251V250H30ZM35 251V250H34ZM41 251V250H40ZM46 251V250H45ZM85 251H86V249H85ZM116 251V250H115ZM126 251H127V249H126ZM140 253H142L143 254V252H142V250H138ZM177 251V250H176ZM189 251V250H188ZM210 251V250H209ZM212 251V250H211ZM236 251H238V250H236ZM236 251H234V252H236ZM242 251V250H241ZM13 252V251H12ZM17 252V251H16ZM22 252V251H21ZM20 252V253H21ZM26 252V251H25ZM52 252V250L50 249V253ZM54 252V251H53ZM69 252V251H68ZM76 252H78L79 254L81 253V252H79V250L78 251H76ZM84 252V251H83ZM90 252V251H89ZM94 252V251H93ZM110 252L111 251H109V254H110ZM129 252V251H128ZM134 253H137V251H133ZM162 252V251H161ZM47 254H48V251L46 252ZM54 253H56V252H54ZM67 253V252H66ZM91 253V252H90ZM94 253H96V252H94ZM94 253H93V255H94ZM98 253V252H97ZM153 253V252H152ZM189 253V252H188ZM191 253V252H190ZM213 253H215V252H212V254ZM216 253H217V251H216ZM228 253H229V251H228ZM241 253V252H240ZM242 253H244V252H242ZM7 254V253H6ZM13 254V253H12ZM27 255H28V253H26ZM33 254V253H32ZM37 254H39V253H37ZM43 254V253H42ZM57 254V253H56ZM60 254H62V253H60ZM60 254H59V256H60ZM75 254V253H74ZM81 254H85V253H81ZM92 254V253H91ZM100 254V253H99ZM102 254V253H101ZM117 253H115V255H116ZM138 254V253H137ZM145 254H147V253H145ZM154 254H156V253H154ZM220 255L222 254V253H219ZM236 254V253H235ZM238 254H239V252H238ZM245 254V253H244ZM248 253H246V255H247ZM260 254L262 255L263 254V252L262 253H259V256H260ZM8 255V254H7ZM36 255V254H35ZM44 255V254H43ZM106 255V254H105ZM105 255H102V256H105ZM107 255H108V253H107ZM106 255V256H107ZM111 255H112V252H111ZM119 255H121L120 253H119ZM127 255H131V253H128ZM141 255V254H140ZM150 255H151V253H150ZM149 255V256H150ZM211 255V254H210ZM224 255V254H223ZM226 255V254H225ZM228 255V254H227ZM245 255V256H246ZM9 256V255H8ZM16 256V258H17V256H19V254H18V252H17V255H15ZM21 256V255H20ZM32 256V255H31ZM31 256H30V258H31ZM42 256V255H41ZM40 256V257H41ZM51 256V255H50ZM59 256L56 258V260L57 259H59ZM63 256V255H62ZM62 256H60V259H61V257ZM66 256V255H65ZM73 256H75V255H73ZM90 256V255H89ZM105 256V257H106ZM138 256V255H137ZM148 256V255H147ZM147 256H144V257H147ZM187 256V255H186ZM185 256V257H186ZM189 257H192L191 256V254H189L188 255ZM188 256L186 257V258H184V260H183V262H185V259H187L188 258ZM203 256V255H202ZM241 256V255H240ZM247 256H249V255H247ZM246 256V257H247ZM253 256V255H252ZM6 257V255H3L1 258H2V260H3V258H5ZM12 257V256H11ZM10 257V258H11ZM34 258H35V256H33ZM38 258V260L40 259L41 260V258ZM47 257V256H46ZM67 257H68V255H67ZM83 257H85V256H83ZM83 257L81 256V259H83ZM87 257H88V255H87ZM93 257V256H92ZM99 257V256H98ZM108 257V256H107ZM113 257V256H112ZM115 257V256H114ZM113 257V258H114ZM117 257H119V256H117L116 255V259H117ZM151 257L153 258L154 256H152L151 255ZM150 257V258H151ZM204 257V256H203ZM216 257V256H215ZM227 256H225V258H226ZM235 257H239V256H235ZM251 256H249V258H250ZM255 257V256H254ZM0 258V259H1ZM47 258H49V257H47ZM52 258H53V256H52ZM65 258V257H64ZM75 258H77V257H75ZM75 258H73L74 259V261L73 262H76V260L77 259H75ZM102 258H104V257H102ZM111 258V257H110ZM132 258H135V256L133 257L132 256ZM137 258V257H136ZM141 258H142V256H141ZM155 258V257H154ZM175 258H177V257H175ZM199 258H201V257H198V259L197 260H199ZM211 258V257H210ZM213 258H214V255H213ZM213 258H211L212 260H213ZM220 258H221V260H222V257L220 256L217 260L218 261H220ZM225 258H223L225 261H227L228 259H225ZM229 258H230V256H229ZM233 258V257H232ZM237 258L235 259L236 261H237ZM245 258V257H244ZM252 258V257H251ZM258 258V257H257ZM42 259H46L45 257L44 258H42ZM63 259V258H62ZM70 259V258H69ZM93 259H95L96 260V258H93ZM100 260H102L101 259V257L99 258ZM107 259V258H106ZM109 259V258H108ZM112 259V258H111ZM111 259H109V262H111L112 260ZM126 259H128V258H126V256H125V258L122 260V261H126ZM149 259V258H148ZM178 260L180 259V257L179 258H177ZM189 259V258H188ZM205 259V258H204ZM240 259V258H239ZM263 259V258H262ZM261 259V260H262ZM1 260V261H2ZM13 260H14V254H13ZM22 260H24V258L22 259ZM28 260V259H27ZM30 260V259H29ZM28 260V261H29ZM36 260V259H35ZM39 260V261H40ZM47 260V259H46ZM51 260V259H50ZM53 260H54V258H53ZM84 260V259H83ZM90 260V259H89ZM135 260V259H134ZM137 260V259H136ZM141 260V259H140ZM182 260V259H181ZM192 260H193V258H192ZM191 259H190V261H192ZM206 260H209V258H207ZM217 260H216V262H217ZM233 260H234V258H233ZM232 260V261H233ZM242 260V259H241ZM249 260H251V259H249ZM253 261H255L254 260V258L252 259ZM6 261H8V260H6ZM31 261V260H30ZM29 261V262H30ZM59 261H61V260H59ZM64 261V260H63ZM63 261H61V262H63ZM78 261V260H77ZM99 261V260H98ZM114 261V260H113ZM129 261H130V259H129ZM131 261H132V259H131ZM150 261H152V260H150ZM154 261V260H153ZM165 261V260H164ZM170 261V260H169ZM174 261V260H173ZM200 261H202V259L200 260ZM210 261V260H209ZM209 261H208V263H209ZM215 261V260H214ZM214 261H211V262H214ZM263 261V260H262ZM8 262H10V260L8 261ZM12 262V261H11ZM10 262V263H11ZM26 262V261H25ZM36 262L38 263V261L36 260ZM101 262H103V261H101ZM107 262V261H106ZM106 262H104V264L106 263ZM119 262V261H118ZM117 262V263H118ZM134 262V261H133ZM135 262H137V261H135ZM140 262V261H139ZM146 262H147V258H146ZM157 261L155 260V262L153 263V262H151V263H153V264H155ZM159 262V261H158ZM204 262V261H203ZM207 261H205V263H206ZM210 262V263H211ZM241 262V261H240ZM257 262V261H256ZM264 262V261H263ZM15 263H17V260L15 261ZM20 263H21V261H20ZM27 263V262H26ZM36 263V264H37ZM48 263V262H47ZM55 263H60V262H55ZM68 264V262H65V264ZM85 263H86V261H85ZM116 263V264H117ZM123 263H125V262H123ZM122 262L120 263V264H123ZM141 263V262H140ZM143 263V262H142ZM141 263V264H142ZM149 263V262H148ZM166 263H167V261H166ZM170 263V262H169ZM174 263V262H173ZM176 263V262H175ZM190 263V262H189ZM189 263H187V264H189ZM197 263V262H196ZM201 263V262H200ZM199 263V264H200ZM204 263V264H205ZM229 263V262H228ZM260 263V262H259ZM1 264H2V262H1ZM5 264H7V263H5ZM25 264V263H24ZM27 264H29V263H27ZM31 264V263H30ZM34 264V263H33ZM44 264V263H43ZM49 264H51V263H49ZM52 264H54L53 263V261H52ZM62 264V263H61ZM64 264V263H63ZM100 264V263H99ZM103 264V263H102ZM108 264V263H107ZM110 264V263H109ZM111 264H112V262H111ZM113 264H115L114 262H113ZM127 264V263H126ZM131 264V263H130ZM133 264V263H132ZM138 264V263H137ZM145 264H147V263H145ZM157 264V263H156ZM159 264H161V263H159ZM165 264V263H164ZM168 264V263H167ZM172 264V263H171ZM191 264V263H190ZM193 264H194V262H193ZM202 264V263H201ZM207 264V263H206ZM214 264V263H213ZM218 264H221V262L220 263H218ZM222 264H223V262H222ZM225 264V263H224ZM235 264H237V262L235 263ZM243 264H244V262H243ZM253 264H255V263H253ZM261 264H263V263H261Z\"/></svg>", "mask_w": 264, "mask_h": 264}]
</instances>
